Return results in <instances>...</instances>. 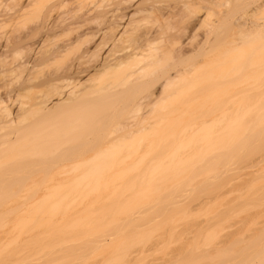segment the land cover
Instances as JSON below:
<instances>
[{"label":"bare ground","instance_id":"bare-ground-1","mask_svg":"<svg viewBox=\"0 0 264 264\" xmlns=\"http://www.w3.org/2000/svg\"><path fill=\"white\" fill-rule=\"evenodd\" d=\"M14 1H15V6L17 7V9L15 8V10H14V8L12 7V8L9 9L10 11H8V12H1V4H0V191H5L7 193H9V192H15V193H11V195L12 194H14V195L16 194L17 195V193H16L17 191H19V192L21 191L23 193V191L24 192L26 190L27 191H29V190L31 191V189L32 190H34V189H40V190L44 191L43 192L44 195L43 194L42 195L43 196H46V197H47V194H49V193L51 194V192L54 193L55 191H57L58 194H59V191H61V192L62 191H66V193H67V191L68 192L69 191L72 192L73 190H75L74 192H77V190H79L80 188L83 190L82 187H89V190H92V188L94 190V188L97 187L98 184H100L101 177H102L104 171H109V170L114 169L116 172H119V171L122 170V168L126 167L124 164H125V162L127 163V160H126L127 157H131L132 158L133 155L135 157H137L135 154H137V155H141L142 153H143L142 155L147 154V153H144L143 150H142V152L140 151L141 149H143L141 147L143 145L142 142L139 141L140 144H139V142H133V141H135L134 138H136L138 135L140 136V134H141V136L142 135L143 136H145V135L147 136L148 133L147 134H144V133L145 132H148V131L150 132V130L151 131H154V132L156 130L155 133H150V136L152 134L153 135L154 134L155 135L161 134V133H158V131H159V129H162V128L165 127L164 126L165 124L163 125L164 122H166V123L170 122V125L172 124L171 125V127H172L173 126V123L176 122V121H178V118H180V115H182L181 116V118H182L183 117V113H186V110L188 112L189 109H191L192 107H195V105H198L197 104L198 101L200 102L199 105H198V108H199V106H202V105H200L202 102L198 98H200V99H203L204 98L203 100H205V101L202 104L205 105L204 103L206 102V100L209 99V97H207V96H210V94L213 93L214 91L217 92L218 91L217 90L218 88L220 90L223 89V87H222L223 85L225 87V84L224 83L223 84L221 83L222 85H220L219 87H218V84L217 83H215V84L212 85V83L210 84V82H211V80H210L209 84L207 82V84H208L207 86H209V85H211L212 87L214 86V89H212V91L210 92V90H211L212 87L209 86L207 88L205 86L207 88L205 90H207V91H204V92L202 91L203 93L201 91H199V93L197 95L200 96V97L197 98V95L195 96L198 99V100L195 99V100H197L196 103L194 102L195 100L190 101V100H192L195 97L189 99L188 96H187L188 97L187 98L186 95H184L182 93L183 94L182 95L183 98H182V102L181 101L180 102L183 103V104H181V106H182L181 107L179 105L180 102L178 100L179 99V97H178L179 95L178 94L180 92H182L183 89L184 90L186 89L185 85H187V83H185V81H187L188 78H192L190 80V83H191V81H193V83H194V79L197 80V78H200L201 76H203L202 73H205L209 69V68L207 69L205 66L208 67V65L211 64V67L212 66L214 67L212 69L214 71V69H216L215 66L217 65L218 61H221V59L222 60L224 59L223 61H225V63L226 62L228 63V65L226 63V65L228 67H229V65L231 66V62H233V63L237 62L239 64L238 65L236 64V66H238V67H241L242 66L243 67V65H244L243 63H245V65H246V62L245 61L251 62V64H249V65H254L255 66L256 65V60L258 58L256 59V58L250 57V59H247L245 57V56H247L249 58V55L252 56L251 54H249V51H248L249 50V45H251V44L252 45L250 47V50L252 49L251 52H253L252 54H254L253 57L257 56V54H258V56L261 54L259 59H261V56L264 59V57H263V55H264V47L262 45V43L264 42V15L263 16L260 15V14L263 13V12L262 13H260V12L261 11H264V2L263 3L261 2L262 5H263L262 6L260 3L258 4V0H216V1H214L215 3L212 2V5L214 4L213 5L214 8H212V5L210 3V1H212V0H116L110 6L109 5L106 6V7L105 6L104 7L102 6L101 8H103V9H101L99 6L95 8L93 6L90 7V6H87L86 5L87 9H86L85 6H80V7H82V8L84 7V8L83 9L82 8L75 9L71 13H69L67 11V9L70 6H72L74 3L78 2V0H52V2H51V0H14ZM223 6L227 9V10L224 9L225 12H224V10L221 11ZM215 7L219 8V12H218V9L215 8ZM229 8H230V11H229ZM212 9H213V11H212ZM215 9H216V11H214ZM231 11L234 12L235 14H236V12L238 13V12L242 11L240 13H243V14L241 15L239 13L238 14L239 16L237 15L238 17L235 15L236 18H233V17L227 15ZM212 12H218V14L216 15V17H217L216 19L217 20H215V22L213 21L214 23L212 21H211L212 23L210 22V18H212V15L213 14H216V13H213L211 15ZM209 14H210L211 17L209 16ZM145 16H150V17L153 16L155 18V21L153 19L151 21H153L154 24L151 21L148 24L149 18H148V20L146 22V20H144L145 19ZM175 16L180 17V19L181 18L182 19L181 20L179 19V21H178V18L176 19ZM227 17H229V18L231 17L233 19V21L232 22L229 21V20H231V18L229 19ZM173 18H174V20L176 19L177 22H175L176 20L174 21ZM213 19H215V18H213ZM234 19H236V20H234ZM27 20L28 21L30 20V22L32 23V25L28 29H26V27L24 26L25 25L24 22L27 21ZM93 22H95V25L97 23L98 26H95L94 27V23ZM229 22H231V23H229ZM150 23L152 25H150ZM92 25H93V27H91ZM26 26H27V24H26ZM4 27H8L9 29H7L5 31H1L2 29H4ZM200 30H202V35H203L202 37H203L204 40L202 42H197L196 39H197L198 35L201 33ZM203 30L206 31V33H204ZM68 34L69 35L70 34L71 35L74 34L75 37L72 38L73 40H71V41L68 40L69 42L68 41L67 42H62L61 41V38L62 37H65V36H68ZM200 35L198 37L199 39H200ZM254 42H255V44H254ZM256 42H261V44L258 43V45L259 44L261 45V46L259 45L261 47V48L259 47L260 48L259 52H263V53H260L259 54V53L256 52L257 49H258V47H257L258 45L255 48L253 47V44H254V46L257 44ZM88 43L90 45L93 44V46L91 45L92 47L90 46V48H88L89 47L88 46L89 45ZM83 44H84V46H85V44H88L87 47L85 46L86 48H84L85 51H83L79 56H77L76 59H73L72 57H70V54H72V52H74L75 47H77L78 45H80V46H78V48L81 47V46L83 47ZM245 46H248V48H246ZM261 49H262V51H261ZM243 51H245V52H243ZM23 52H26V54H24ZM241 52H243L244 54L241 53ZM247 53H248V55H247ZM22 54H24L26 56L24 57V56H22ZM243 55H245V56H243ZM20 56H22V57H20ZM244 57L247 60H245ZM70 58H72L73 61ZM251 59H253V60H251ZM68 60L71 61V62L68 63L69 62ZM249 60H251V61H249ZM64 61L66 62V65L65 66L60 65L62 67L59 66V68L56 67V69L50 70L51 66H55V64L58 65L59 63L60 64H64ZM214 62H216V64ZM259 62L261 63V61H259ZM220 63H221L220 65L223 66L224 63L223 62H220ZM263 63H264V61L262 62V67L260 66L261 69L264 67V64ZM220 65L218 64L216 66L218 69L220 68V71H221L222 68H224V69L226 68L225 65L222 68L221 67H218ZM249 65L248 66L246 65L245 68L244 67L242 68L243 74H242V71H240L241 68L238 69L237 67H233V69L236 68V69H234L236 71V73H240L241 72V75L240 74H237L238 76L236 75V76H234V78L236 80L237 79L238 80L240 79L239 80V82H240L242 79L243 80L245 79V77H246V75L248 73L247 71L251 70L249 72L252 73V69H255V68L256 69L257 68L260 69L259 67H257L258 66V63H257V66L254 67V68H253V66H249ZM232 66H234V65H232ZM249 67H251V68L249 69ZM48 68H49V70H48ZM204 68H206V71L204 70ZM201 69H203V70H201ZM227 69L229 70L230 68H227ZM234 70H231V71H234ZM257 70H256V72H257ZM201 71H203V72H201ZM208 71H209V73L212 72L211 69H209ZM207 72L205 74H208ZM218 72L215 71L216 74ZM221 72H219V73L221 74ZM234 72H232L233 75H234ZM253 72H255V71L253 70ZM215 73L213 72L212 74H215ZM262 73L263 72H261V74ZM200 74H202V75H200ZM226 74L227 75H225L223 73V75H224L223 78H225L224 79L225 81L222 78L223 75H221V79H222L223 82H226V87H228L229 84L230 85L233 84V83L228 82V81L229 80L231 81L234 78L232 77V74L231 73H226ZM230 74H231V76H230ZM242 75H244L245 77H243ZM252 75L253 74H249L248 76H251V78H252ZM208 77H209V75L207 76V78ZM215 77H217V76H215ZM238 77H240V78H238ZM259 77L261 79L262 76H259ZM94 78H97V79L100 78L101 80H100V82L99 81L98 82H93L94 81ZM105 78L106 79L107 78H109V79L112 78L113 81H110V82L108 81L106 83V81H105L106 79ZM202 78H204V76ZM102 79H103V81L105 83H102L103 82ZM116 79H117V81L119 80L118 83H115V82H117ZM221 79H218V81L219 80L221 81ZM226 79H227V81H226ZM263 79H264V76H263ZM263 79H262V81H263ZM91 80H93V81H91ZM238 80H237V82L234 83V85L236 83L238 85ZM88 81H90V82L87 83ZM220 81H219V83H220ZM234 81L235 80H233V82ZM197 82H199V81H195V83H197ZM214 82H217V81L214 80ZM258 82H257L258 87H256L257 86L256 84L254 85L257 90H258V88L261 87V85H259ZM193 83H192L191 86H193ZM242 84L243 85H241V86L247 85V83L246 84L242 83ZM249 84H250V82H249ZM262 84H264V82ZM180 85L182 87L181 89H180ZM182 85L185 88H183ZM197 85H198V83H197ZM204 85H206L205 82H203V85L200 84V87L198 85V89L199 88L201 89L202 88L201 86L204 87ZM230 85H229V89H230ZM194 86H195V84H194ZM231 86H233V85H231ZM241 86H238V87L240 88ZM249 86L251 87V85H249ZM262 87H264V85H262ZM262 87H261L260 90H258L259 91L258 92L257 90H255L254 87H251L253 89V90H251L248 87V85H247L246 87H244L245 88L244 94H243L244 88H242L243 90L241 91L242 92L241 94L238 93V94L241 95V97H240V95L233 93L234 90L235 91H237V90L236 89H233V87H232V89H230V90L233 91V92H230V91L229 92L232 93V95L234 94L232 96V97L235 96L234 99L232 97H229L230 99L229 98L228 99L226 98L224 100L225 102H223V103L221 102V100L224 99V96H227L228 95V92L225 93L226 95L223 94V93H221V94L224 95L222 97V99H220V98L217 99L220 95L217 96V97L214 96V98L216 97L215 98L216 101L217 100L218 101L220 100L219 101V104L221 103L220 105L216 106L218 104V101L216 103L215 102V99H214L213 101L215 102L214 104H216L215 105L216 107H213L214 105L212 104V107L213 108L211 109V106H209L210 107V110H209V109H206V107L208 106V104L206 102L207 106L205 105L206 106L205 109L206 110H209V111L207 113H205L203 111V109H204L203 107L204 106L203 107H200V109L203 108L201 110L203 111V113H205V115L202 113L203 115L201 117H197L198 115L200 116V114H198L197 116H196V114H194L195 112L197 113V111L199 113L201 111L196 106V109L197 110L193 113V115L197 117L196 118L197 120H195V118H194V116H192V114L190 115V117H193L194 118L192 120L193 121L192 123L193 124L195 123L194 126L195 125L196 126L194 127L192 125V123H190V121H187L186 124L184 122L185 125L184 124L183 125L186 128L187 123H189L188 126L191 124L190 126H193L194 128H196V130L199 127H201L200 128L201 130L198 129L196 132H198L199 130L202 131L203 126H206L205 128H203V130L206 129L207 128V125L210 124V121H213L214 119H215V123L213 124V126L215 124H217L218 121H221L220 119H222V118L224 119L226 117H229L228 115L233 116L230 113L232 110H233V113L235 112L234 116L236 115L237 116L236 118L238 120L237 119L235 120L232 117L231 118L232 120L230 119V122L233 121V119H234L235 123H237L236 121L240 122L239 121L240 118H241L240 111L242 110L241 107L244 106V105H242L240 107V105L242 104V101H244V99L241 101L240 98H242V96L244 95L243 98H245L246 103L251 100L252 103L254 102L256 104V100H258L260 102H258L257 105H260V104H262L261 103L262 100H260L258 97L255 96L256 97V98L254 97L255 98V101H252V100H253V96L256 95V94L259 95V97L262 96V95H264V91H262ZM247 88H248V91L249 92L246 90ZM198 89L197 90L196 89L195 90L193 89V90L194 91H198ZM188 90H190V89L187 88L186 91H188ZM193 90H191V91H193ZM254 90H255V92H258V93H255ZM263 90H264V88H263ZM177 91H178V93H176ZM251 91H253L254 93L252 92L253 94H251ZM193 92H190V93L192 94ZM205 92H210V93H208V94L205 95ZM175 93L177 95H174ZM218 93H220V91ZM247 93H249V94L252 95V99L249 100V98L251 96L247 97L248 96ZM140 94H141V97H139ZM191 94H189V95H191ZM213 94H211V96ZM26 95H32L31 98H30V100L29 101H22L20 98L23 97V96H26ZM194 95H195V92H194ZM236 95H238L240 98H238V96H236ZM170 96L172 98H173V96L174 97L176 96V97H178V99H175L176 97L173 98L172 100L173 101L175 100L173 102L171 100V97ZM184 96L187 98V102H189V101L191 102V103L189 102L186 105H192V107L184 105L186 103V101L183 102V99H186V98H184ZM205 96H206V98H205ZM228 96H231V94L228 95ZM167 97L170 99V101H169L170 102L169 103L170 105H172L171 102H173V104H174V103H176V101H178L179 103L176 106L177 107L179 106L182 109L177 108L175 106V107H172V108L170 107V109H168L166 111V109H165L166 107H165V103L164 102L166 100L167 101L169 100ZM236 97L238 99H236ZM246 98H247V100H246ZM261 98H263V100H264V96H262ZM188 99H189V101H188ZM210 100L211 99H209L208 102L211 103L212 100L211 101ZM237 100H240V103ZM192 102H193L194 106H193ZM237 102L239 103V105H237L238 104ZM251 102L249 103L250 105H251ZM160 104H161V106H160ZM169 104H168V107H169ZM234 104H235V106L237 108H238V106L241 108V110H240V108H238V110H240L238 112V113H240L239 114L240 116L238 114H236V112L238 110H235V108L233 107ZM255 104L254 105H251V106H255ZM162 105H164V107ZM247 105H248V103L245 104V107H247ZM262 105L261 106L264 107V104H262ZM183 106H185V107H183ZM159 107H162V108H159ZM187 107H190V108H188V109L185 110V108H187ZM245 107H243V110L246 112V114H243L244 111L243 112L241 111L242 114H243L242 115L243 118L241 120L242 121L241 123L246 122L245 124H247V121L249 123V120L252 119L253 116L256 117V114L254 113L256 111V109H255V107H252V108H254L255 111L252 110V109H250L249 112H247L246 110L248 109V107H247L246 110L244 109ZM256 107L258 108V106H256ZM175 108H177V109H175ZM232 108H234V109H232ZM249 108H251V107L249 106ZM157 109L160 110L159 111L160 113H158L157 115H153V113H156L157 112ZM179 109L182 110V111L183 110H185V111L182 112ZM259 109H257V112L256 113H259V111H260V113H264V111L262 112V110H264V108L262 110L261 109L259 110ZM192 110L194 111L195 108L191 109L190 110V113L192 112ZM251 110L254 111L253 113L255 115L253 114V116H251L252 118H250L248 120L245 116H247V113H248V115H250L249 113L252 112ZM218 111H219V113H218ZM162 112H164V113H162ZM216 112L220 115L221 118L219 116H217V118H216V114H217ZM178 113H180L179 114V117L176 118V116H178ZM223 113L224 114L225 113H230V114H227V116L224 117L223 116L224 115ZM185 115H186V118L188 120V117L187 116H189V114L187 115V113H186ZM213 116H214V119L212 118V120H210V117H213ZM263 116L261 114V117H263ZM218 117H219V119H218ZM247 117H249V116H247ZM255 117H254V119H255ZM258 117L260 118V115L258 116V114H257V117L256 118L258 119ZM174 118L176 120H174L173 123H171L172 122L171 120L174 119ZM245 118H246L247 121L246 120L244 121ZM182 119L184 120V117ZM182 119H180L181 122H182ZM189 119H191V118H189ZM216 119H218V120H216ZM227 119H226V121H227ZM254 119H252V120H254ZM257 119L254 120V123H252V121L250 122L253 125V127L251 125V127H249V128H251L252 130L255 128V126H258V127L261 126V128L264 127V125L262 123L264 120L261 121V124L262 125L261 124L258 125L260 122L257 123L258 122ZM260 120H262V118H260ZM227 122H229V121H227ZM227 122L224 121V122H219V123H221V124L226 123L227 124ZM233 122H231V123H233ZM108 123L111 124V125L113 124L114 126H116V128L113 126L115 129H111L112 127L110 128L111 130H114V131H112V132H114V135L112 137L110 135H108L109 133L107 135H105V136L102 135L103 133L102 134L100 133L102 130H104V127H103V129H101L102 128L101 127L102 124H105L106 125ZM231 123H229L227 125L230 126ZM235 123H233L234 126H232L233 124L230 126L231 127L230 130H227L226 129V128H229V127H225V129L223 128L224 131L222 130V132L224 134L223 133H221V134H223V136H228L229 133L227 132L228 134L225 135V132L226 131H232L233 132L234 129L232 127H234L236 131L239 130V129L245 128V127H243V125L241 123L240 124H235ZM181 124H179V125H181ZM245 124H244V126H245ZM183 125H182V127H184ZM211 125L212 124H210L209 126L212 127ZM235 125H238V126L239 125H242V126H239V127L236 128ZM107 126H109V125H107ZM171 127H169V128H171ZM180 127L181 126H179V128ZM210 127L208 129H206V131H203L204 134H202L203 132L201 133L202 136H204V135L206 136V137H204L205 140H206V142L204 143V145L207 144V143L209 144V142H207L208 137H210L208 135L211 134V131H209V130H212L213 131V129L212 128L210 129ZM216 127H217V125H215V128ZM97 128H100V129L97 130ZM165 128H167V127H165ZM177 128H176V130L178 131L179 128L178 129ZM191 129H192V127H191ZM247 129H248V127L246 126V129L245 130H247ZM105 130L103 132H105ZM255 130L257 131V128ZM261 130H259L258 132H263L264 129H261ZM169 131H172V130H169ZM169 131H167V132H169ZM185 131H188V128ZM214 131H215V129H214ZM214 131H213V133H215V132L217 133V131H219V128L215 132ZM112 132H110V133L113 134ZM173 132H175V130ZM173 132H171V133H173ZM192 132H195V131H192ZM192 132H190V133H192ZM220 132H221V130H220ZM220 132H219V134L218 133L217 134H214V137L216 138L218 135H220ZM241 132H240V134H241ZM243 132H244V130H243ZM190 133H189V137H186V139L187 138H192L193 135L191 134V137H190ZM176 134H177V132H176ZM176 134H175V136H176L177 139L174 138L175 136H173V139H176V142H178V139L181 137V135L183 133H181V135L178 133V136ZM196 134H194L195 136H193V137L196 138ZM199 134H198V136H199ZM247 134L249 136L252 135V134L250 135V133L248 131L246 133V135L244 134L243 137L244 138H245V136L247 137ZM262 134L263 133H261V134L259 133V135H257L258 137H256V133H255L256 141H257V138H259V136H263ZM162 135H163V132H162V134L160 136H162ZM167 135H169V134H167ZM179 135H180V137H179ZM107 136H110L111 138L110 137L105 138ZM171 136L172 135H170L169 137H171ZM220 136H222V135H220ZM147 137H149V136H147ZM214 137H211L208 140L214 139ZM236 137L234 136V138H236ZM142 138L143 137H140L139 139L141 140ZM151 138L152 137H150V139H147L146 138V144H145V142H143L144 143V146H146L145 149L146 150L149 149L147 151L144 149L145 152H148V151L151 150L150 149V147L152 148L151 141L153 139H155V141H156V138H154V136H153V139H151ZM157 138H158L157 139V142H158L159 137H157ZM200 138H201V140L200 139L199 140L201 142L199 141V143H202L203 144V139L204 138H202V137H200ZM239 138H237V140ZM252 138H254V137H252ZM52 139H53V142L51 141ZM162 139H164V138H161L160 141H162ZM165 139H166V137H165ZM165 139H164V141H165ZM169 139L171 141V138H169ZM250 139H249V141H250ZM259 139H262L261 141H263V138L262 137L259 138ZM57 140L58 141L60 140V142H62L58 146L55 145V142H57V144H59ZM68 140H69V142H68ZM131 140H133V141L132 142H129ZM148 140H149L148 143H151V144H149L151 146H148L147 145V141ZM182 140H183V138H182ZM192 140H195V139L192 138L191 141ZM231 140H232V137H231ZM246 140H247V138H246ZM136 141H138V139H136ZM143 141H144V138H143ZM191 141H189V142H191ZM223 141H224V139H223ZM234 141L236 143V140H234ZM234 141H232V142H234ZM242 141H244V139ZM157 142H154L153 145L155 143H157ZM169 142L167 141L166 143L169 145L170 144ZM179 142H178V145H179ZM258 142H260V141H258ZM51 143H53V144H51ZM68 143H70L72 145L70 147H68ZM193 143L197 144L196 141L195 142L192 141V144ZM261 143L259 145H262L264 142L262 144ZM49 144H51L52 147L54 145V148L56 150L54 148H50L49 147ZM162 144L160 143L161 147L158 146L159 148H161V150H159V151H162V148H163L162 147ZM167 144L165 145V148H166ZM172 144H174V143L172 142ZM172 144L169 147V152L171 151V153H172V150H174L177 147V145H176L175 148L172 147L173 146ZM175 144H174V146H175ZM192 144L190 146H192ZM220 144H218V146ZM65 145L67 146L66 148H64ZM187 145H188V143H187ZM198 145H201V144H198ZM230 145H232V144L230 143ZM235 145H238L239 146L240 145V142H237ZM235 145H232V147L235 148ZM147 146L149 148H147ZM196 147L197 146H194V148H196ZM192 148L193 147H191V150H193ZM206 148L207 147H205V149ZM228 148H229V146H228ZM257 148H258V146H257ZM261 148H260L259 151L262 150ZM152 149L155 150V148H152ZM198 149H200L199 146H198ZM205 149H203V150H205ZM247 149L248 148H246L245 151ZM255 149H256V147H255ZM263 149H264V147H263ZM125 150H127V153H125L126 152ZM157 150H158V148H157ZM184 150H186V149H184ZM182 151H183V149H182ZM119 152L120 153L122 152V155H125L126 154L125 155L126 157L123 156V158L120 159V160H118V158L115 159L116 158L115 155H119L118 154ZM191 152L194 153V151H191ZM239 152H241V151H239ZM123 153H125V154H123ZM166 153L168 154V152H165L164 154H166ZM210 153H213V152H210ZM256 153H257V151H256ZM261 153H263V152H261ZM167 154L165 155V157L168 156ZM186 154H187V152H186ZM151 155L152 154H150L149 156H151ZM161 155L152 156L154 159L153 158H151V159L152 160H155L156 157L159 159V156L162 159L163 154H161ZM177 155L179 157L180 153L179 154L177 153ZM222 155H224V154H222ZM141 156H139V157H141ZM110 158H111L112 161H109ZM137 159H139V158L137 157ZM147 159H148V157H147ZM171 159H173V158H171ZM171 159H170V161H171ZM213 159L214 158H212V160ZM262 159H264V157H262ZM9 160H12V161L9 162ZM133 160H134V158H133ZM152 160L150 162H153ZM247 161H248V159H247ZM157 162L155 164H158ZM257 162H258V160H257ZM128 163L131 165V161L129 159H128ZM144 163L145 162H143V164ZM146 163L144 164L145 166L147 165ZM227 163H229V162H227ZM155 164L153 163V165L152 164L151 165L154 166ZM206 164H208V163H206ZM259 164H261V163H259ZM122 165H124V167H121V169H120V166H122ZM165 165H166V163H165ZM201 165H203V164H201ZM254 165H256V164H254ZM213 166L215 167V165H213ZM189 167H191V166H189ZM181 168H183V167H181ZM203 168L205 169V167H203ZM155 169H156V167H155ZM248 169H249V167H248ZM214 170H216V169L214 168ZM149 171L150 170H148V172ZM150 173H148V174H150ZM179 173L181 174V172H179ZM200 174H202V173H200ZM200 174H199V176H200ZM254 174H256V172ZM111 175H113V174L111 173ZM135 175H136V172H135L134 176L133 175H131V176L135 177ZM140 175L142 176L141 172H140ZM106 176H107V174H106ZM133 177L131 179H133ZM217 177H218V175H217ZM199 178L200 177H198V179ZM213 178H216V177H213ZM119 179H118V181H119ZM145 179H147V177H145ZM229 179H227V180H229ZM234 179L237 181L236 177ZM240 179H241V177H240ZM227 180H225L226 183H222V184L223 185L225 184V186H228V185H226L228 183ZM251 180H253V179H251ZM126 181H127V183H125V185H128V182H130V181L129 180H126ZM138 182H141V181H138ZM199 182H200V180H199ZM231 182H232V180H231ZM130 184H132V183H130ZM222 184H221V187L223 186ZM113 185H115V187H116L117 184H113ZM233 186H234V184H233ZM138 187L139 186H137V184H136V189ZM238 187L240 188V186H238ZM235 188H236V186H235ZM103 189H100L101 192L99 190H97V191H99L98 193L99 194H101V193L102 194H105V193H103L104 192ZM121 189H123V188L121 187ZM144 189H145V186H144ZM171 189H173V188H171ZM89 190H87V192ZM102 190H103V192H102ZM107 190H109V188ZM139 191H140V189H139ZM87 192L86 193H83V194L86 195ZM106 192H108V191H106ZM135 192H136V190L134 191V193ZM149 192L151 193V191H149ZM33 193H32V195L35 196V192H33ZM63 193H64L63 195L66 194L65 192H63ZM95 193H97V192L95 191ZM95 193H92V194L94 195ZM120 193L117 192V194H119V196H120ZM141 193H142V190H141ZM37 194H38V192H37ZM50 194L48 195L49 198H50ZM78 194L76 196H78ZM92 194H91V196H93ZM99 194H97V196H99ZM102 194H101V196H102ZM107 194H109V193H106V195ZM111 194H112V192H111ZM219 194H221V193H219ZM53 195H52V197H53ZM196 195H197V193H196ZM60 196H62V194ZM82 196H84V195H82ZM128 196L125 195V198L127 197L126 199H128L129 198ZM151 196H152V194H151ZM217 196H218V194H217ZM23 197H25V196H23ZM28 197H30V195ZM48 197H47V199H48ZM218 197H220V196H218ZM33 198L34 197L32 196V199ZM60 198L61 197H59L58 199H55V203L57 201H59ZM20 199H21V197H18V200L19 201H17V202L20 203ZM35 199H34V201H35ZM47 199H46V201H47ZM75 199H76V197H75ZM78 199L79 198H77L76 200L78 201ZM85 199L87 201V198L86 197H85ZM85 199H83V200H85ZM104 199H105V197H104ZM104 199H102V201ZM155 199L158 200L157 198H154V200ZM258 199H260V198H258ZM15 200H17V199H15ZM30 200H31V197H30ZM76 200H74V201H76ZM91 200H93V199H91ZM174 200H175V197H174ZM201 200H202V197H201ZM243 200H245V199H243ZM69 201H70V199H69ZM216 201H217V199H216ZM240 201H242V200H240ZM39 202H40L39 204L41 205L42 204L41 200ZM80 202H82V201H80ZM177 202H179V201H177ZM177 202H175V201L172 200V202L169 204L170 206L168 205L167 207L164 208V210L161 209V213L162 212H164V213L167 212V215H168L172 210L176 209L177 207L179 209V206L180 205H176V204H178ZM208 202H205V203H208ZM244 202H246V201H244ZM19 203H18V205L14 203L16 205V206H14V204H13L14 207L13 206L10 207V205L8 207H5V208L2 207L4 211L0 215L1 216H4V214H5V217H7V218H11V217H9V214H11L10 216H12V215L14 216L15 215L16 216L15 217L16 218V221L19 220L22 217L24 218L25 216L22 215L23 214L22 211L27 210L26 209V208H28V207H26V204L27 203L24 205L25 207L23 205H21V204H23L22 202H21V204H19ZM31 203H29L28 205H30ZM84 203H85V201H84ZM99 203H101V202H99ZM102 203H104V202H102ZM113 203H116V202L113 200ZM125 203H126V201H125ZM246 203H249V202H246ZM260 203L263 204L262 202H260ZM48 204H53V203H48ZM64 204H66V201H65ZM80 204H79V206H80ZM92 204L93 203H91V205ZM118 204H119V202H118ZM179 204H180V202H179ZM35 205H38V203L35 204ZM40 205H38V206H40ZM72 205H74V204H72ZM91 205L89 203V206L88 207H91ZM119 205H121V203ZM200 205H201V203H200ZM256 205H257V203H256ZM76 206H75V208H76ZM204 206H206V205H204ZM246 206H247V204H246ZM250 206H253V205H250ZM35 207H37V206H35ZM47 207L50 208L51 205H48L45 208L47 209ZM53 207H55V206H53ZM82 207H84V206H82ZM29 208H31V207H29ZM29 208H28V211H29ZM45 208H43V210L41 211V214L43 212L46 213L45 212L46 211ZM57 208H58V206H57ZM227 208H229V207H227ZM241 208H243V207H241ZM246 208H248V206ZM69 209H71V208H69ZM98 209L99 208H97V211H96V208H94L93 210H95L96 212H98L100 210V209L99 210ZM113 209H114V207L112 208V210ZM117 209H118V207H117ZM124 209H126V208H124ZM30 210H32V209H30ZM51 210H50V212H48V214H50L52 212ZM58 210H59V208H58ZM61 210H63V209H61ZM61 210H60V212H62ZM67 210H66V212H67ZM73 210H75V209H73ZM77 210H79V208ZM82 210H84V208ZM82 210H81V212H82ZM87 210H86V212H84L85 210L83 212L86 214L87 213ZM116 210L115 211L113 210V212H116ZM120 210L123 211L122 208H120ZM33 211H36V209L33 210ZM69 211H71L70 213H72V210H69ZM101 211H102V209H101ZM168 211H170V212L168 213ZM231 211L232 210L230 208V211H228V212L230 213ZM234 211H235V209H234ZM58 212L59 211H57L56 213L54 212V213L56 215L57 214H60ZM66 212H64V213L66 214ZM73 212H76L77 213V211H73ZM113 212L111 213V216H109L110 213H108V216L106 215L108 217L107 218V220H108L107 222H109V218L112 220V217H115L116 216V213H117V215L118 214L120 215V213L117 211L116 213H114L115 214V216H114ZM125 212H127V210L126 211L124 210L123 211V214H125ZM136 212H138V211H136ZM144 212H146V211H143V214H144ZM20 213H22V214H20ZM68 213L69 212H67V215H68ZM84 213H82L80 215H82V217H83V214ZM93 213H94V211H93ZM93 213H92V215H93ZM102 213H104V214H102ZM102 213H101L102 216L105 215V211L104 212L102 211ZM129 213H131V212L129 211ZM229 213L227 214V212H226L227 215H229ZM7 214H8V216H7ZM101 214L98 215V216L100 217ZM123 214H121L120 216H122ZM171 214H174V213L171 212ZM20 215H22V217ZM24 215H26L25 214V211H24ZM38 215L40 216V214H38ZM47 215L46 216L43 215V217L45 216V218H46V217H48ZM80 215L78 216L79 220H80V217H81ZM126 215L129 216L128 214H126ZM126 215H125V217H127ZM133 215L135 216L134 213H133ZM17 216H18V218L19 217L20 218L17 219ZM51 216H54L52 218H55V215L52 214ZM75 216H77V215H75ZM75 216H72V217H75ZM86 216H87V214H86ZM123 216L120 219H118V221H119L118 223L119 224L122 221L121 219L123 218ZM159 216H164V214L163 215L158 214L156 216L149 217V218L147 217V219H145L141 223H139L137 220H135L136 218L133 219V216H132V219L131 220L128 219V218H130V216H129L128 218H126V220L127 219L129 220V221L127 220L128 221L127 223L126 222L124 223V221H122L123 223L121 222V224H123L122 228H120L121 226H118V228L120 229L119 230V234H121L119 236L121 237L122 234L124 235V233H125L126 230H128V231L130 230L132 233L135 232L132 235L133 236L132 239H135L133 241L136 242L137 241L136 239H138L140 236H137V238H135V236L144 233V230L147 229V228L146 229H142V228H145L144 226H147L148 229H150V228L154 227L152 225H154L155 223L157 224V222H155V221H157L158 218L159 219L164 218V217L161 218ZM165 216H166V214H165ZM72 217H70V219ZM99 217L96 218V219L98 220ZM75 218L77 219V217H75ZM91 218H92V216H91ZM247 218H248V216H247ZM50 219L47 220V221H49V223H50ZM56 219H57V221L61 220V219L58 220V218H56ZM70 219L67 220V216H66V220L67 221H70L71 223L70 222L69 223L72 226L73 220H75V221H77V220L76 219H72V221H71ZM12 220H13V218H12ZM66 220H65V223L67 222ZM83 220H84V218H83ZM114 220H116V219H114ZM114 220H113V222H114ZM166 220H168V219H166ZM210 221L212 222V219H210ZM93 222L96 223V220L93 221ZM65 223H63V224L64 225H68L69 224L68 222L66 224ZM215 223H216V221L214 222V224L213 223L212 224L215 226ZM77 224L79 225L80 222L78 221ZM112 224H111V226L113 228L116 224L115 225H114V223H112ZM212 224H210V225H212ZM85 225H86V223H85ZM208 225H209V223H208ZM213 225H212V227H214ZM242 225H244V224H242ZM52 226H53V224H52ZM55 226H56L55 227L56 229L59 228V227H57V224ZM63 226L60 225V228L62 227L61 230L64 228ZM69 226L70 225H68V227ZM111 226H110V228H111ZM165 226H166V224H165ZM165 226H164V228H168V227H165ZM179 226L182 227V225H179ZM179 226H178V229H180ZM188 226L190 227V225H188ZM196 226H198V225H196ZM98 227H99V225H98ZM98 227L96 226L97 229H98ZM250 227H252V226H250ZM262 227H264V226H261V228ZM60 228L58 229L59 233H58V231L56 229H54L55 231H53L52 234H57L58 233L59 234V235L57 234L58 236H61L60 234H62V236H63V235H66L68 233V232H66V234H64L63 232H61ZM89 228L91 230V227H89ZM89 228L87 229L88 231H89ZM112 228H111V230H112ZM114 228L117 229V225ZM162 228L163 227H160L159 228V231L161 229L162 232H163V234L160 233V232H158V231H156V232H158V233H160V234H162L164 236V232L166 230L164 228L163 229ZM183 228L184 227H182V230H183ZM64 229H66V228H64ZM70 229L71 230L74 229V226H73V228L72 227L69 228V230ZM79 229L81 230V227ZM79 229H77V230H79ZM93 229H95V227H93ZM172 229H173V227H172ZM199 229L202 230L201 228H199ZM237 229H239V228L237 227ZM243 229H244V227H243ZM246 229L248 230V228H245V230ZM67 230H68V228H67ZM139 230H141V231L143 230V231L141 232ZM150 230H152V229H150ZM260 230H263V229H260ZM82 231H83V229H82ZM98 231H99V229H98ZM136 231L139 234H137ZM154 231L152 230V231H150V233H153ZM177 231H174V232H177ZM183 231H181V232H183ZM189 231L191 232V230H189ZM197 231H199L198 228H197ZM197 231H195V232H197ZM235 231H236V229H235ZM246 231H245V233H247ZM249 231H251V228H250ZM249 231H248V233H249ZM49 232H51V231H49ZM49 232H43V233H45V234L47 233L48 234ZM171 232H173V231L171 230ZM184 232L186 234V230ZM184 232H183V234H184ZM8 233H6V234H8ZM145 233L147 234V232H145ZM150 233L148 231V234H150ZM189 233H187V235H189ZM1 234L2 233L0 232V243L4 240L1 237ZM4 234L5 233H3L2 235H4ZM41 234H38V235L42 236ZM102 234L103 233H101L100 235H102ZM160 234H159V236H160ZM244 234H242V235H244ZM113 235H114V233H113ZM128 235H127V232H126V236L127 237H125V238L128 239L130 237L128 240L126 239L127 241L131 240V237H132V236H129L128 237ZM153 235H154V238H155V234H153ZM172 235H176V234H173L172 233ZM177 235L179 236V234H177ZM192 235H194V234L192 233ZM195 235H197V234H195ZM242 235H240V236H242ZM97 236H98V234H97ZM97 236H94V238H96ZM142 236L143 235H141V237ZM245 236H246V234H245ZM48 237H50V236H48ZM122 237H121V240L123 239ZM174 237L173 236L170 237L171 238V241H172V239ZM188 237H191V236H187V238ZM231 237H233V236H231ZM31 238H33V237L31 236ZM34 238H35V236H34ZM37 238H39L38 240H40V241L43 240V242H44L45 237H43L44 239H40V237L37 236ZM148 238H150L149 235H148ZM166 238H167V236H166ZM179 238H181V237H179ZM237 238H239V237H237ZM263 238H264V236H263ZM30 239H28V241L25 240V243H27V242H29V243L27 244V246L24 243L25 249L23 247V251L24 250L26 251L28 248H30V247H28V245L32 243V242L30 243ZM33 239H31V241ZM98 239H99V237H98ZM98 239H96V240L95 239H91V240H94L92 243L89 242V244H91V245H88L87 244L88 242L86 240L87 243L86 244L85 243L82 244V246L84 245L83 249H85L87 247L86 249L88 251L89 246H91V249H97L98 250L101 247H107L108 245L110 246V244H112L114 242V240H115L112 237L105 238V239H101L100 238L99 240ZM144 239L146 240V238H144ZM157 239H164V238H157ZM254 239L255 238H253V241H254ZM182 240H184V237H183ZM34 241H35V239H34ZM40 241H38V242H40ZM148 241H149V239H148ZM161 241L163 242V240H161ZM173 241H175V240H173ZM120 242H122V241H120ZM129 242H131V241H129ZM132 242H131V244H132ZM135 242H133V243H135ZM152 242L150 241V243H152ZM158 242H160V241H157V243ZM189 242L190 241H188V243ZM33 243L31 244L32 246H33ZM163 243H165V242H163ZM167 243H165V244H167ZM191 243H192V241H191ZM158 244H160V243H158ZM184 244L186 245V243H184ZM189 244L186 245V246H189ZM31 245H29V246H31ZM117 245H118V241H117ZM126 245H128V244H126ZM191 245L192 244H190V247H191ZM128 246H130V245H128ZM128 246L126 247L127 249H128ZM185 247H183V248H185ZM74 248L75 247H73V249ZM142 249H143V247H142ZM148 249H149V244H148ZM19 250H21V249L20 248L17 249V253H18ZM69 250H70V248H69ZM69 250H68V252H69L68 254H70V251ZM76 250L79 251V249H76ZM80 250H81V247H80ZM180 250H184V249H180ZM30 251H31V248H30ZM30 251H28V252H30ZM71 251H73V250H71ZM83 251H85V250H83ZM89 251H91V250H89ZM129 251H128V253H131ZM124 252L127 253L126 250ZM17 253H16V255H17ZM19 253H21V251ZM128 253L126 255H129ZM151 253H154V252H151ZM188 253L186 254L187 256L190 255ZM11 254L14 255V250L12 251ZM21 254L23 255L24 253H21ZM62 254L64 255V253H62ZM104 254H105V252H104ZM172 254H174V253H172ZM172 254H170L171 257L173 256ZM13 255L12 256L10 255V256L13 257ZM130 255H132V254H130ZM138 255L140 256V254H138ZM138 255H137V257H138ZM146 255H148V254H146ZM179 255H180V253H179ZM186 255H185V257H187ZM70 256L71 255L68 256V260L73 257V256H71V257ZM75 256L77 257V254ZM84 256H85V253H84ZM84 256H83V258H84ZM151 256L152 255L149 254L148 257L150 258ZM190 256H189V258H190ZM14 257H15V255H14ZM65 257L67 258V256H65ZM76 257H74V258H76ZM148 257H146V256H145V258L143 257L144 261H145V259H148ZM183 257L184 256H182V258ZM55 258H57V257H55ZM59 258H58V260L61 261V259H59ZM62 258L64 259V257H62ZM83 258H82V260H83ZM168 258H170V256ZM173 258H171V259H173ZM177 258H175V259H177ZM8 259L9 258H7V261H8ZM106 260H108V259H106ZM153 260H155V259H153ZM181 260L182 259L180 257V260L179 261H181ZM7 261L4 259L2 261L3 263L0 261V264L11 263V261L10 262H7ZM48 261H47V263H48ZM197 261L198 262L195 261L196 263L194 261L193 262L195 264H198L200 261L198 259H197ZM4 262H7V263H4ZM152 262L154 263V261H152ZM166 262H168L167 259H166ZM243 262H244V260L240 264H242ZM52 263H53V261H52ZM58 263H55V264H58ZM63 263L65 264L64 261L62 262V264ZM159 263L157 262V264H159ZM179 263H181V262H179ZM66 264H68V263L66 262ZM80 264H81V261H80ZM148 264H150V263H148ZM190 264H193V263H190Z\"/></svg>","mask_w":264,"mask_h":264},{"label":"rangeland","instance_id":"rangeland-1","mask_svg":"<svg viewBox=\"0 0 264 264\" xmlns=\"http://www.w3.org/2000/svg\"><path fill=\"white\" fill-rule=\"evenodd\" d=\"M116 0H78V2H76V3H74L72 6H70L68 9H67V11L69 12V13H71L72 11H74L75 9H78V8H82V7H80V6H85L86 7V5L87 6H90V7H106V6H110V5H112L114 2H115ZM214 1H216V0H212V1H210V3H211V5H212V2H214ZM51 2H52V0H51ZM54 2V1H53ZM264 2V0H258V4L260 3L261 5H262V3ZM215 3V2H214ZM0 4H1V12H8V11H10L9 9L10 8H14V10H15V8L17 9V7L15 6V1L14 0H0ZM210 5V6H211ZM214 5V4H213ZM212 5V8H214V6ZM263 6V5H262ZM224 7V6H223ZM222 7V10L221 11H223L224 9L225 10H227L225 7L223 8ZM261 7V6H260ZM84 8V7H83ZM82 8V9H83ZM99 8V9H100ZM215 8H217V7H215ZM228 8V7H227ZM86 9H87V7H86ZM101 9H103V8H101ZM218 9V12H219V8H217ZM225 10H224V12H225ZM212 11H213V9H212ZM214 11H216V9L214 10ZM229 11H230V8H229ZM218 12H212L211 13V15L213 14V13H216V14H213L212 15V18H210L211 16H210V14H209V18H210V22L212 21H214L215 22V20H217L216 18V15L218 14ZM240 12H242V11H240ZM240 12H236V14L234 13V12H229V14H227L228 16H231V17H233V18H236V16L240 13ZM263 12V13H262ZM232 13V14H231ZM260 13H262V14H260L261 16H263L264 15V11H261ZM179 14V13H178ZM182 14V13H181ZM241 15L243 14V13H240ZM180 15V14H179ZM202 15V14H201ZM236 15V16H235ZM181 16V15H180ZM239 16V15H238ZM237 16V17H238ZM93 17V16H92ZM147 17V18H146ZM152 17V18H151ZM145 16V19L144 20H146V22H147V20H148V18H149V20H148V24H149V22L153 19L154 21H155V18L153 17V16ZM176 17V19L178 18V21H179V19H180V17H177V16H175ZM182 17V16H181ZM230 17V18H231ZM260 17V16H259ZM213 18H215V19H213ZM227 18H229V17H227ZM229 18V19H230ZM175 19V20H176ZM182 19V18H181ZM180 19V20H181ZM212 19V20H211ZM238 19V18H237ZM173 20H174V18H173ZM174 20V21H175ZM234 20H236V19H234ZM172 21V20H171ZM173 21V22H174ZM209 21V20H208ZM229 21H233V19L231 18V20H229ZM145 22V21H144ZM145 22V23H146ZM153 24H154V22L153 21H151ZM175 22H177V20L175 21ZM174 22V23H175ZM211 22V23H212ZM213 22V23H214ZM231 22H229V23H231ZM25 23V27H26V29H28V28H30V26L32 25V23L30 22V20L28 21H25L24 22ZM94 23V27L95 26H98L97 25V23H96V25H95V22H93ZM92 23V24H93ZM26 24H27V26H26ZM147 24V23H146ZM150 25H152L151 23H150ZM149 26V25H148ZM91 27H93V25L91 26ZM7 29H9L8 27H4V29H2L1 31H5V30H7ZM205 29V28H204ZM208 29V28H207ZM206 29V30H207ZM204 31V30H203ZM200 39L198 38L199 37V35H198V37H197V39L199 40H197L196 39V41L197 42H202L204 39H203V35H202V30H200ZM204 33H206V31H204ZM205 35V34H204ZM65 36V35H64ZM71 36V37H70ZM75 37V35L74 34H68V36H65V37H62L61 38V41L62 42H67L68 40L69 41H71V40H73L72 38H74ZM202 37V38H201ZM68 41V42H69ZM195 41V42H196ZM257 44L254 46V44H255V42H254V44H253V47L255 48L257 45H258V43H260L261 44V42H256ZM89 44V43H88ZM88 44H85V46L87 47V45ZM204 44V43H203ZM259 44V45H260ZM81 45V44H80ZM80 45H78V46H80ZM92 46H93V44H91ZM90 44L88 45L89 47L88 48H90V46H91ZM252 45V44H251ZM251 45H249V54H251L252 56H250L249 55V58L247 57V56H245V55H243V56H245L247 59H250V57H252V58H258L257 60H256V65L254 66V65H249V64H251V62H248V61H245L246 62V65L248 66H253V68L254 67H256L257 66V63H258V66L257 67H259L260 69H252V73H250L249 71H251V70H249V71H247L249 74H253L252 75V78H251V76H248L249 74L247 73V75H246V77L244 76V75H242L243 77H245V81L243 80H241L240 82H239V80H238V85H237V83L234 85V83L235 82H237V80L234 78V76H236L237 74H240L241 75V72L240 73H236V71L234 70V69H236V68H234L233 69V67H237L238 69H240L241 68V70L240 71H242V68L244 67L245 68V63H243L244 65H243V67L241 66V67H238V66H236V64L238 65L239 63H237V62H235V63H233V62H231V66L229 65V67L227 66L228 65V63H227V65H226V63H225V61H223L222 59H221V61H218V63H217V65L219 64H221L220 62H223L224 64H223V66L222 65H220V66H218V67H224V65L226 66V68L224 69V68H222L221 69V71H220V68L218 69L216 66H215V68L216 69H214V71L212 70L214 67L212 66L211 67V64L210 65H208V67L207 66H205L207 69L209 68V69H211V73H209V69L206 71V68H204V70L208 73V74H205V73H202L203 74V76H204V78H202L203 76H201L200 78H197V80L196 79H194V83H193V81H191V83H190V80L192 79V78H188V82L187 81H185V83H187V85H185V87H186V89L184 90H182V92H180L178 95V97H179V99H178V97H174L173 96V98H175V99H178L179 100V102L181 101L182 102V98H183V94L184 95H186V97L188 96L189 97V99L190 98H193V97H195L198 93H199V91H207V90H205V89H207L209 86H211V85H209V86H207L208 84H209V82H210V80H211V82H210V84L212 83V85L213 84H215V83H217L218 84V87L220 86V85H222L223 83L225 84V87H224V85L222 86L223 87V89H217L216 91L217 92H213V93H211V94H213L212 96H211V94H210V96H207V97H209V99H211L210 101H211V103L210 102H208L209 101V99L208 100H206V102H207V104H208V106H207V104H206V102L204 103L205 105H203L202 103L205 101V100H203V99H200V98H198V97H200V96H198L197 95V98L202 102L200 105H202V106H199V108H198V105H199V101H198V105H195V107H192V105H186V104H188L190 101H193V100H195V99H197L196 97L195 98H193L192 100H190L189 101V99H188V101L189 102H187V98L184 96V98H186V99H183V102L184 101H186V103L184 104V105H186V106H190V107H192L191 109H193V108H195V110L193 111L192 110V112L190 113V110L191 109H189L188 110V112H187V110L186 109H188V108H190V107H187V108H185V110H186V113H187V115L189 114V116H187L188 117V120H187V118H186V113H183V117H184V120L181 118V116L182 115H180V118H178L179 117V114L180 113H178V116H176V118H178V121L180 122H178V121H176V122H174L173 123V121L174 120H176L175 118L174 119H172L171 121V123H173V126L171 127V125H170V122H168V123H166V122H164L163 123V125L165 126V127H167V128H162V129H159V131H158V133H161L162 134V132H163V137L162 136H160L161 134H157V135H151L150 136V133H155L156 132V130H155V132L154 131H151L150 130V132L148 131V132H145L144 134H147V136H149V137H147L146 135L145 136H141V134H140V136L138 135L136 138H134L135 139V141H133V140H131V141H129V142H139V141H141L142 142V148L143 149H141L140 151L142 152V150H143V152L144 153H147V154H145V155H137V154H135L139 159H137V157H135L134 155L132 156V158L131 157H127L130 161H131V165L128 163V159L126 158V160H127V163L125 162V166L127 167H124V165H122V166H120V169H121V167H124V168H122V170L121 171H119V172H116L114 169H112V170H109V171H104V173H103V175H102V177H101V182H100V184H98V186L97 187H95L94 188V190H93V188H92V190H89V187H82L83 188V190L80 188L79 190H77V192H74L75 190H73L72 192L71 191H67V193H66V191H59V194L57 193V191H55L54 193H52L51 192V194H50V198L48 197V195L49 194H47V197H48V199H47V197L46 196H43L44 195V191H42V190H40V189H34V190H32L31 189V191L29 190V191H23V193L20 191H17L16 193H17V195L15 194H12L11 195V193H15V192H9V193H7V192H5V191H0V214L4 211L3 210V208H5V207H8L9 205H10V207H12L13 206V204L15 203V204H17L18 205V203L19 202H17V201H19L18 200V197H21V199H20V203L19 204H21V202L23 203V204H21V205H25L26 203V207H31V208H29V211H28V208H26L27 210H24L25 211V214L27 215H24V211H22V213H20V214H22L23 216H25L24 218L22 217V215H20L22 218H18V216H17V219H19V220H17L16 221V216L14 215H12V216H10L11 214H9V217H11V218H7V217H5V214H4V216H1L0 215V232L3 234V233H5L4 235H2L1 234V237L4 239L0 244V261L2 262L4 259L7 261V258H9L8 259V261L7 262H10L11 261V263H7V262H4V263H7V264H48L49 262V264H55V263H58V264H62V262L64 261L65 262V264H66V262L68 263V264H80V261H81V264L83 263V264H138L140 261V263L139 264H148V263H152V264H157V262L159 263V264H190V263H193V264H195L196 262H198L197 261V259L200 261L199 263L200 264H240L243 260H244V264H264V238H263V236H264V227H262L261 228V226H264V159H262V157H264V149H263V147H264V130H263V132H258L259 130H261V129H264V127L263 128H261V126H255V128L252 130L251 128H249V127H251V121H252V123H254V120H256L257 118V114H258V116L260 115V118H262V120H260V118L258 117V122L257 123H259L258 125H260L261 124V121H263L264 120V113H260V111H259V113H256L257 112V109H263L264 107H262L263 105L262 104H264V100H263V98H261L262 96H264V95H262V96H260L259 97V95H254L253 96V100L252 101H255V98L256 97H258L260 100H262L261 101V103L262 104H260V105H257V103L258 102H260V101H258V100H256V104L253 102H251V100L250 99H252V95L251 94H253L254 92H255V90H257L256 89V87H258V84H257V82L259 83V85H261V87H262V85H264V84H262L263 82H264V79H263V76H264V67L261 69V67H262V62L264 61V59L262 58V56H261V59H259L260 58V53H263V52H259V50H260V46L258 45L257 47H258V49H257V53H259L260 55L258 56V54H257V56H255V57H253L254 56V54H252L253 52H251V50H250V47H251ZM262 45H263V47H264V42L262 43ZM78 46L77 47H75V49H74V52H72V54H70V57H72L73 59H76V57L77 56H79L83 51H85V49L84 48H86L85 46H84V44H83V47L81 46V47H79L78 48ZM91 46V47H92ZM244 47V46H243ZM246 48H248V46H245ZM260 47V48H259ZM245 48V49H246ZM77 49V50H76ZM255 50V49H254ZM246 51V50H245ZM245 51H243V52H245ZM261 51H262V49H261ZM80 52V53H79ZM243 52H241V53H243ZM251 52V53H250ZM24 54H26V52H23ZM24 54H22V56H26V55H24ZM244 54V53H243ZM72 55V56H71ZM241 55V54H240ZM247 55H248V53H247ZM22 56H20V57H22ZM75 57V58H74ZM245 57H244V59H245ZM263 57H264V55H263ZM72 58H70L72 61H73V59ZM247 59H245V60H247ZM263 59V60H262ZM251 60H253V59H251ZM251 60H249V61H251ZM69 61V60H68ZM67 61V62H68ZM259 61H261V63L259 62ZM71 61H69L68 63H70ZM59 63V62H58ZM215 64H216V62H214ZM233 63V64H232ZM214 64V65H215ZM230 64V63H229ZM264 64V63H263ZM60 65H63V66H65L66 65V62L64 61V64H55V66H51V68H50V70H54V69H56V67L57 68H59V66ZM213 65V64H212ZM232 65H234V66H232ZM261 66V67H260ZM60 67H62V66H60ZM232 67V68H231ZM227 68H230L229 70L227 69ZM248 68V67H247ZM251 67H249V69H250ZM48 70H49V68H48ZM201 70H203V69H201ZM231 70H234V71H231ZM248 70V69H247ZM253 70L256 72V70H257V72L255 73V72H253ZM261 70V71H260ZM215 71L216 72H221V74L218 72L217 74L215 73ZM227 71V72H226ZM201 72H203V71H201ZM215 73V74H212V73ZM232 72H234V75L232 74ZM245 72V71H244ZM261 72H263L262 74H261ZM223 73L225 74V75H227L226 73H231L232 74V77L234 78V79H232L231 81L229 80L228 82H231V83H233V84H231V85H233V86H231L230 84V89H232V87H233V89H236L237 91H235L234 90V92L233 91H231L230 89H229V85H228V87H226V82H223L222 81V79H221V75H223ZM236 73V74H235ZM202 74H200V75H202ZM212 74V75H211ZM231 74H230V76H231ZM242 74H243V71H242ZM209 75V77L207 78V76ZM217 76V77H215V76ZM229 75V74H228ZM256 75V76H255ZM214 76V77H213ZM238 76V75H237ZM241 76V77H242ZM248 76V77H247ZM259 76H262L261 77V79H260V77L258 78ZM199 77V76H198ZM213 77V78H212ZM224 77V75L222 76V78ZM250 77V78H249ZM202 78V79H201ZM206 78V79H205ZM238 78H240V77H238ZM257 78V79H256ZM106 79V78H105ZM118 79V78H117ZM117 79H116V81H117ZM209 81H208V80ZM216 80L217 82H214V80ZM218 79H221V81H220V83H219V81H218ZM225 78H223V80H224ZM228 79V78H227ZM227 79H226V81H227ZM262 79H263V81H262ZM86 80V79H85ZM100 78H94V81L93 80H91V81H93V82H100ZM233 80H235L234 82H233ZM249 80V81H248ZM102 81H103V79H102ZM101 81V82H102ZM106 83L109 81H113L112 80V78L111 79H109V78H107L106 80ZM195 81H199V82H197L198 83V85H199V87H200V84L201 85H203V82H205V84L206 85H204V87L203 86H201L202 88L200 89H198V85H197V83H195ZM225 81V80H224ZM90 81H88L87 83H89ZM119 82V80L117 81V82H115V83H118ZM207 82H208V84H207ZM247 83V85H248V87L251 89V90H253L251 87H254L255 88V90H254V92L253 91H251V94H249V93H247V97H249V96H251L250 98H249V102H247L248 103V105L251 107V108H249V106L247 105V107H248V109H247V107H245V104H247L246 103V101H245V98H243V96H242V98H240L241 97V91L243 90L242 88H244V87H246L247 85H244V86H241V85H243L242 83H244V84H246ZM249 82H250V84H249ZM102 83H105L104 81L102 82ZM190 83V84H189ZM192 83H193V86H191L192 85ZM222 83V84H221ZM194 84H195V86H194ZM257 85L256 87L254 86V85ZM184 85V84H183ZM182 85V86H183ZM249 85H251V87L249 86ZM188 86V87H187ZM207 88H206V87ZM217 86V85H216ZM238 86H241L240 88L238 87ZM184 86H183V88H185ZM193 87V88H192ZM212 87V86H211ZM210 87V88H211ZM221 87V88H222ZM236 87V88H235ZM238 87V88H237ZM261 87L260 88H258V90H260L261 89ZM182 87H181V85H180V89H181ZM187 88L188 89H190V90H188V91H186L187 90ZM192 88V89H191ZM217 88V87H216ZM263 88L264 87H262V91H264L263 90ZM179 89V90H180ZM196 89H198V91H194V90ZM204 89V90H203ZM212 89H214V86L211 88V90H210V92L212 91ZM229 89V90H228ZM240 91H239V90ZM178 90V91H179ZM191 90H193L194 92H195V95H194V92L193 91H191ZM226 90V91H225ZM247 91H248V88L246 89ZM257 90V91H258ZM178 91L176 92V93H178ZM185 91V92H184ZM220 91V93H218ZM233 92V93H235V94H238V93H240V94H238V95H240V97L238 96V95H236V96H238V98H240L241 99V101L244 99V101H242V104L240 105V107L242 106V105H244V106H242L241 108H242V110H241V108L238 106V108H240V110L243 112L244 110H243V107H245L244 109L247 111V112H249V110L250 109H252V110H254V108H252V107H255V109H256V111L254 112V111H252V112H250L249 114L250 115H248V113H247V116H249V117H247V116H245L248 120L250 119V118H252L251 116H253V114L255 113L256 114V117L255 116H253V118L252 119H254V117H255V119L254 120H252V119H250L249 120V123H248V121L246 120V118L244 119V121L246 120L247 121V124H245L246 122H243V123H241L242 121V118H243V114H246V112L244 111L243 112V114H242V112L240 111V110H238V108L235 106V104H234V108H235V110H238L237 112H236V114H240L241 115V118H240V122H238V121H236L237 123H235V121H234V119L236 120L237 118V116L235 115L234 116V114H235V112L233 113V110L232 109H234V108H232L230 111V113L233 115V116H231V115H228L229 117H226V118H222V119H220L221 121H218V123L217 124H215V125H217V129L219 128V131H217V133L219 134V132H220V130H221V132H220V135H222V136H220V135H216L217 137L215 138L214 137V134H217L215 131L217 130L216 128H215V125L213 126V124L215 123V119H214V116L213 117H210V120H212V118L214 119L213 121H210V124H212L211 126L212 127H210L209 125L210 124H208L207 125V128L206 129H208L209 127H210V129L212 128L213 129V131H214V129H215V133H213V131L212 130H209V131H211V134L210 135H208V136H210V137H208V139L209 138H211V137H214V139H210V140H208L207 139V142H209V146L207 145V144H205L204 145V143L206 142V140H205V138L204 137H206L205 135L204 136H202L201 135V133L203 132V131H206V129H204L203 130V128H205L206 126H203V128H202V131H200L201 129V127H199L198 129H200L198 132L200 133H198V132H196L197 130H196V128H194L195 126H194V124L192 123L193 121V119L195 118V120H197L196 118L197 117H201L203 114L205 115V113H207L209 110H210V107L209 106H211V109L213 108V107H216V106H218V105H220L219 104V101H218V104L216 105V104H214L215 102L217 103V101H216V97L217 96H219L217 99H222V97L224 96L223 94H225V93H227L228 92V95H230L231 94V96H224V99L223 100H221V102L223 103V102H225L224 100L227 98H229V97H232L233 95H232V93H230V92ZM244 91H245V88H244V90H243V94H244ZM246 91V92H247ZM190 92H193L192 94L190 93ZM202 92V93H203ZM210 92H205V95L206 94H208V93H210ZM249 92V91H248ZM253 92V93H252ZM259 92V91H258ZM258 92H255V93H258ZM174 94V95H177V94ZM183 93V94H182ZM221 93H223V94H221ZM142 94V93H141ZM141 94H140V96L139 97H141ZM189 94H191V95H189ZM246 94V93H245ZM139 95V94H138ZM203 95V94H202ZM201 95V96H202ZM226 95V94H225ZM31 96L32 95H26V96H23V97H21L20 99L22 100V101H29L30 100V98H31ZM143 96V95H142ZM192 96V97H191ZM214 96H216L215 98H214ZM256 96V97H255ZM171 97V96H170ZM203 97V96H202ZM201 97V98H202ZM255 97V98H254ZM168 98V97H167ZM172 97H171V100L173 99ZM181 98V99H180ZM205 98H206V96H205ZM233 99L235 98V96L234 97H232ZM237 97H236V99H238ZM169 99V98H168ZM197 99V100H198ZM215 99V102L213 101ZM230 99V98H229ZM235 99V100H236ZM197 100H195L194 102L196 103V101ZM203 100V101H202ZM232 100V99H231ZM246 100H247V98H246ZM167 101V100H166ZM164 102L165 103V109H166V111L168 110V109H170V107L172 108V107H175L179 102L178 101H176V103H174L173 104V102L175 101H173V102H171V104L172 105H170L169 103V101H170V99L167 101V102ZM237 101H239V103H240V100H237ZM180 102V106H181V104H183V103H181ZM235 102V101H234ZM245 104H244V103ZM251 102V105H254L255 104V106H251L249 103ZM163 103V102H162ZM191 103V102H190ZM238 103V102H237ZM239 103L237 104V105H239ZM168 104H169V107H168ZM192 104H193V102H192ZM210 104V105H209ZM212 104L214 105L213 107H212ZM167 105V106H166ZM216 105V106H215ZM262 105V106H261ZM160 106H161V104H160ZM163 107H164V105H162ZM193 106H194V104H193ZM196 106H197V108L199 109V110H201V109H203V111L205 112V113H203V111L201 112L200 111V113L197 111V113L195 112L197 109H196ZM204 106V107H203ZM256 106H258V108L256 107ZM177 107V106H176ZM182 107V106H181ZM181 107H177V108H180V109H182ZM183 107H185V106H183ZM200 107H203V108H201L200 109ZM205 107H206V109H209V110H206L205 109ZM262 107V108H261ZM159 108H162V107H159ZM177 108H175V109H177ZM133 109V108H132ZM164 109V110H165ZM174 109V108H173ZM179 109V110H180ZM184 109V108H183ZM259 109V110H260ZM163 110V109H162ZM185 110H180V111H182V112H184ZM160 110H158L157 109V112L156 113H153V115H157L158 113H160L159 112ZM165 111V112H166ZM220 111V110H219ZM219 111H218V113H219ZM240 111V113H238ZM264 110H262V112H263ZM195 112V113H194ZM229 112V111H228ZM254 112V113H253ZM162 113H164V112H162ZM193 113L194 114H196V116L198 115V114H200V116L198 115L197 117L196 116H194L193 115ZM203 113V114H202ZM217 113V112H216ZM215 113V114H216ZM216 114V118H217V116H219L220 117V115L219 114ZM221 113V112H220ZM230 113H223L224 115V117L225 116H227V114H230ZM182 114V113H181ZM192 114V116H194V118L193 117H190V115ZM254 114V115H255ZM261 114H262V116L263 117H261ZM162 115V114H161ZM239 115V116H240ZM219 117H218V119H219ZM234 118L233 119V121H231V122H233V123H235V124H242L243 125V127H245V128H242V129H239V130H235V128L234 127H232L234 130H233V132L232 131H226L225 132V135H227L228 133H229V135L228 136H223V132H222V130L224 131V129H225V127H229V128H226L227 130H230L231 129V125L233 124V123H231L230 122V119L231 118ZM186 118V119H185ZM189 118H191V119H189ZM221 118V117H220ZM228 118V119H227ZM180 119H182V122L180 121ZM218 119H216V120H218ZM226 119H227V121H229V122H227L226 121ZM186 120V121H185ZM194 120V121H195ZM232 120V119H231ZM238 120V119H237ZM187 121H190V123H192V125L194 126H188V124L189 123H187V126H186V128H185V124H186V122ZM227 122V124H229V123H231L230 124V126L229 125H227L226 123H224V124H221V123H219V122ZM184 122H185V124H184ZM217 122V121H216ZM182 123V124H181ZM256 123V122H255ZM256 123V124H257ZM263 123V125H264V121L262 122ZM175 124V125H174ZM179 124H181V125H179ZM184 124V125H183ZM219 124V125H218ZM244 124H245V126H244ZM107 125H109V126H107ZM111 124H102V128L101 129H103V127H104V130H105V132H103L104 130H102L100 133L102 134V135H107L108 133V135H110L111 137L114 135V132H112V131H114V130H111V129H115L116 128V126H114L113 124L110 126ZM182 125L184 126V127H182ZM221 125V126H220ZM226 125V126H225ZM242 125H239V126H242ZM262 125V124H261ZM115 128H114V127ZM179 126H181L180 128H179ZM220 126V127H219ZM232 126H234V124L232 125ZM236 126V128L237 127H239L238 125H235ZM246 126L248 127V131H249V133H250V135L251 136H249L248 134H247V137L245 136V138L243 137L244 136V134L246 135V133L248 132L247 130H245L246 129ZM112 127V128H111ZM169 127H171V128H169ZM179 129H178V128ZM191 127H192V129H191ZM214 127V128H213ZM252 127H253V125H252ZM100 128H97V130H99ZM108 128V129H107ZM111 128V129H110ZM176 128L178 129V131L176 130ZM184 128V129H183ZM188 128V131H185L186 129ZM194 128V129H193ZM221 128V129H220ZM224 128V129H223ZM257 128V131L255 130ZM157 129V130H158ZM181 129V130H180ZM112 132L113 134H111L110 132ZM161 130V131H160ZM166 130V131H165ZM169 130H172V131H169ZM175 130V132H173ZM180 130V131H179ZM183 130V131H182ZM242 132H241V131ZM243 130H244V132H243ZM251 130V131H250ZM167 131H169V132H167ZM192 131H195V132H192ZM247 131V132H246ZM256 131V132H255ZM262 131V130H261ZM167 132V133H166ZM171 132H173V133H171ZM176 132H177V134H176ZM190 132H192V133H190ZM228 132V133H227ZM232 132V133H231ZM237 132V133H236ZM239 132V133H238ZM240 132H241V134H240ZM105 133V134H104ZM165 133V134H164ZM178 136V133L181 135V133H185L184 135L182 134L181 135V137H180V135H179V139H178V142H179V145H178V142H176V136H175V134ZM189 133H190V137H191V134L193 135V136H195L194 134H196V138L195 137H193L192 136V138L193 139H195V140H192V141H196V143L197 144H195V143H193L192 144V141H191V139L192 138H187L186 139V137H189ZM194 133V134H193ZM207 133V132H206ZM221 133H223V134H221ZM255 133H256V137H258L257 135H259V133L261 134V133H263L262 135L263 136H259V138H263V141H261L262 139H259V138H257V141H256V137H255ZM258 133V134H257ZM167 134H169V135H167ZM198 134H199V136H198ZM202 134H204V132L202 133ZM213 134V135H212ZM238 134V135H237ZM240 134V135H239ZM159 135V136H158ZM170 135H172L171 137H169ZM212 135V136H211ZM254 135V136H253ZM103 136V137H104ZM110 136H107V137H105V138H108V137H110ZM153 136H154V138H156V141H155V139H153ZM159 137V140H158V142H157V137ZM173 136H175L174 138H176V139H173ZM221 138H220V137ZM234 136L236 137V138H234ZM240 138H239V137ZM249 136V137H248ZM110 137V138H111ZM140 137H143L144 138V141H143V138L140 140L139 138ZM150 137H152L151 139H153L152 141H151V143H152V148H155V150L154 149H152L151 147H150V151H148V152H145V148H146V146H144V143L143 142H145V144H146V138L147 139H150ZM165 137H166V139H165ZM198 137V138H197ZM200 137H202V138H204L203 139V144L202 143H199V141L201 140V138ZM231 137H232V140H231ZM252 137H254V138H252ZM161 138H164L165 139V141H164V139H162V141H160L161 140ZM169 138H171V141H170V139ZM182 138H183V140H182ZM218 138V139H217ZM237 138H239L238 140H237ZM246 138H247V140H246ZM250 139V141H249V139ZM136 139H138V141H136ZM169 139V140H168ZM181 139V140H180ZM186 141H185V140ZM200 139V140H199ZM223 139H224V141H223ZM228 139V140H227ZM244 139V141H242ZM70 140V139H69ZM69 140H68V142H69ZM173 140V141H172ZM188 140V141H187ZM234 140H236V143L237 142H240V145L238 146V145H235L236 143H235V141ZM52 142H53V139L51 140ZM58 141V140H57ZM157 142V143H155L154 145L156 146H154L153 145V143L154 142ZM160 141V142H159ZM164 141V142H163ZM169 142L170 144L168 145L166 142ZM189 141H191V142H189ZM220 141V142H219ZM232 141H234V142H232ZM246 141V142H245ZM258 141H260V142H258ZM149 142V140L147 141V145L148 146H151V145H149V144H151V143H148ZM172 142L175 144V146H174V144H172ZM201 142V141H200ZM213 142V143H212ZM256 142V143H255ZM263 144H262V143ZM58 143L59 144H57V142H55V145H60V143H62V142H60V140L58 141ZM159 143V144H158ZM160 143L162 144V151H159V150H161V148H159L158 146H160L161 147V145H160ZM167 144V146H166V148H165V145ZM187 143H188V145H187ZM211 143V144H210ZM221 143V144H220ZM227 143V144H226ZM230 143L232 144V145H235V148L234 147H232V145H230ZM235 143V144H234ZM262 144V145H259V144ZM51 144H53V143H51ZM51 144H49V147L50 148H54V145H53V147L51 146ZM67 144V143H66ZM70 143H68V147H70L72 144H70ZM139 144H140V142H139ZM157 144V145H156ZM173 145L172 147H176V145H177V147L174 149V150H172V153H171V151L169 152V147H170V145ZM184 144V145H183ZM192 144V146H190ZM198 144H201V145H198ZM218 144H220L219 146H218ZM239 144V143H238ZM63 145V144H62ZM186 145V146H185ZM251 145V146H250ZM64 146V145H63ZM147 146V148H149ZM183 146V147H182ZM194 146H197L196 148H194ZM198 146L200 147V149H198ZM203 146V147H202ZM216 146V147H215ZM228 146H229V148H228ZM237 146V147H236ZM256 147V149H255V147ZM257 146H258V148H257ZM263 146V147H262ZM62 147V146H61ZM60 147V148H61ZM67 146L65 145V147L64 148H66ZM185 147V148H184ZM189 147V148H188ZM191 147H193L192 149L193 150H191ZM205 147H207L206 149H205ZM221 147V148H220ZM251 147V148H250ZM262 147V148H261ZM47 148V147H46ZM57 148V147H56ZM63 148V149H64ZM157 148H158V150H157ZM165 148V149H164ZM188 148V149H187ZM224 148V149H223ZM246 148H248L246 151H245V149ZM250 148V149H249ZM254 148V149H253ZM260 148L262 149L261 151H259L260 150ZM48 149V148H47ZM55 149V148H54ZM145 149V150H144ZM179 149V150H178ZM182 149H183V151H182ZM184 149H186V150H184ZM198 149V150H197ZM203 149H205V150H203ZM45 150V149H44ZM51 150V149H50ZM56 150V149H55ZM147 150H149V149H147ZM146 150V151H147ZM153 150V151H152ZM167 150V151H166ZM178 150V151H177ZM181 150V151H180ZM221 150V151H220ZM241 151V152H239V151ZM52 151V150H51ZM126 152L125 153H127V150H125ZM153 153H152V152ZM168 152V156H166L165 157V155L166 154H164L165 152ZM176 151V152H175ZM187 152V154H186V152ZM190 151V152H189ZM191 151H194V153L193 152H191ZM209 151V152H208ZM256 151H257V153H256ZM157 152V153H156ZM210 152H213V153H210ZM228 152V153H227ZM261 152H263V153H261ZM125 153H123V154H125ZM177 153L179 154L180 153V155H179V157H178V155H177ZM193 155H192V154ZM196 153V154H195ZM119 155H115L116 156V158L115 159H117L118 158V160H120V159H122L123 158V156H125V155H122V152L120 153H118ZM150 154H152L151 156H149ZM154 154V155H153ZM161 154H163V157H162V159H161V157L159 156V159L156 157L155 158V160H152L151 158H153L152 156H156V155H161ZM176 154V155H175ZM183 154V155H182ZM199 154V155H198ZM222 154H224V155H222ZM240 154V155H239ZM247 154V155H246ZM49 155V154H48ZM121 155V156H120ZM192 155V156H191ZM220 155V156H219ZM231 155V156H230ZM242 155V156H241ZM139 156H141V157H139ZM162 156V155H161ZM195 156V157H194ZM205 156V157H204ZM211 156V157H210ZM126 157V156H125ZM147 157H148V159H147ZM150 157V158H149ZM173 158V159H171V158ZM179 159H178V158ZM188 157V158H187ZM207 157V158H206ZM231 157V158H230ZM239 157V158H238ZM248 159V161H247V159ZM133 158H134V160H133ZM164 158V159H163ZM171 159V161H170V159ZM181 158V159H180ZM212 158H214L213 160H212ZM254 158V159H253ZM136 159V160H135ZM150 159V160H149ZM154 159V158H153ZM184 159V160H183ZM205 159V160H204ZM209 159V160H208ZM216 159V160H215ZM221 159V160H220ZM230 159V160H229ZM244 159V160H243ZM250 159V160H249ZM146 160V161H145ZM149 160V161H148ZM153 161V162H150V161ZM161 160V161H160ZM201 160V161H200ZM257 160H258V162L259 163H261V164H259L258 162H257ZM260 160V161H259ZM10 161H12V160H9V162ZM109 161H112L111 160V158L109 159ZM135 161V162H134ZM158 163V164H155L156 162ZM213 161V162H212ZM252 161V162H251ZM143 162H147L146 164V166L143 164ZM164 162V163H163ZM169 162V163H168ZM186 162V163H185ZM227 162H229V163H227ZM249 162V163H248ZM257 162V163H256ZM116 163V162H115ZM149 163V164H148ZM153 163L155 164L154 166H152L153 165ZM163 163V164H162ZM165 163H166V165H165ZM168 163V164H167ZM206 163H208V164H206ZM215 163V164H214ZM152 164V165H151ZM173 164V165H172ZM199 164V165H198ZM201 164H203V165H201ZM211 164V165H210ZM240 164V165H239ZM251 164V165H250ZM254 164H256V165H254ZM134 165V166H133ZM191 166V167H189V166ZM213 165H215V167L213 166ZM238 165V166H237ZM250 165V166H249ZM254 165V166H253ZM161 166V167H160ZM171 166V167H170ZM210 166V167H209ZM241 166V167H240ZM243 166V167H242ZM131 167V168H130ZM147 167V168H146ZM151 167V168H150ZM155 167H156V169H155ZM179 167V168H178ZM181 167H183V168H181ZM203 167H205V169L203 168ZM245 167V168H244ZM248 167H249V169H248ZM137 168V169H136ZM196 168V169H195ZM214 168L216 169V170H214ZM244 170H243V169ZM119 169V170H120ZM144 169V170H143ZM192 169V170H191ZM207 169V170H206ZM225 169V170H224ZM239 169V170H238ZM242 169V170H241ZM261 169V170H260ZM143 172H142V171ZM146 170V171H145ZM148 170H150L149 172H148ZM183 170V171H182ZM237 170V171H236ZM241 170V171H240ZM114 171V172H113ZM127 171V172H126ZM163 171V172H162ZM195 171V172H194ZM219 171V172H218ZM108 172V173H107ZM135 172H136V175H135V177H133L134 176V174H135ZM140 172H141V174H142V176L144 177H142L141 175H140ZM151 172V173H150ZM170 174H169V173ZM179 172H181V174L179 173ZM225 172V173H224ZM253 172V173H252ZM256 172V174H254ZM111 173L113 174V175H111ZM148 173H150V174H148ZM191 173V174H190ZM200 173H202V174H200ZM220 173V174H219ZM241 173V174H240ZM243 173V174H242ZM106 174H107V176H106ZM147 174V175H146ZM186 174V175H185ZM194 174V175H193ZM199 174H200V176H199ZM223 174V175H222ZM239 174V175H238ZM251 174V175H250ZM254 174V175H253ZM111 175V176H110ZM131 175H133V176H131ZM141 177H140V176ZM167 175V176H166ZM174 175V176H173ZM190 175V176H189ZM217 175H218V177H217ZM241 175V176H240ZM249 175V176H248ZM253 175V176H252ZM110 176V177H109ZM130 176V177H129ZM138 176V177H137ZM183 176V177H182ZM187 176V177H186ZM231 178H230V177ZM233 176V177H232ZM241 177V179H240V177ZM124 179H123V178ZM133 177V179H131ZM137 177V178H136ZM145 177H147V179H145ZM198 177H200L199 179H198ZM212 177V178H211ZM213 177H216V178H213ZM236 177V179H237V181L234 179ZM238 177V178H237ZM258 177V178H257ZM110 178V179H109ZM116 180H115V179ZM120 178V179H119ZM129 178V179H128ZM140 178V179H139ZM142 178V179H141ZM171 178V179H170ZM189 180H188V179ZM211 178V179H210ZM226 178V179H225ZM230 178V179H229ZM118 179H119V181H118ZM131 179V180H130ZM205 179V180H204ZM209 179V180H208ZM215 179V180H214ZM227 180V179H229V180H227L228 181V183L226 184V185H228V186H225V184L223 185L222 183H226V181L225 180ZM249 179V180H248ZM251 179H253V180H251ZM256 179V180H255ZM111 180V181H110ZM115 180V181H114ZM124 180V181H123ZM126 180H129L130 182H128V185H125V183H127V181ZM168 180V181H167ZM171 180V181H170ZM199 180H200V182H199ZM231 180H232V182H231ZM235 180V181H234ZM243 180V181H242ZM245 180V181H244ZM118 181V182H117ZM138 181H141V182H138ZM160 181V182H159ZM224 181V182H223ZM251 181V182H250ZM112 182V183H111ZM144 182V183H143ZM147 182V183H146ZM166 182V183H165ZM197 182V183H196ZM236 182V183H235ZM249 184H248V183ZM104 183V184H103ZM130 183H132V184H130ZM139 183V184H138ZM146 183V184H145ZM151 183V184H150ZM194 183V184H193ZM200 183V184H199ZM238 183V184H237ZM113 184H119L118 186L116 185V187H115V185H113ZM122 184V185H121ZM136 184H137V186H139L138 188L140 189V191H139V189L137 188L136 189ZM188 184V185H187ZM199 184V185H198ZM221 184L223 185L222 187H221ZM233 184H234V186H233ZM102 185V186H101ZM104 185V186H103ZM111 185V186H110ZM152 185V186H151ZM155 185V186H154ZM160 185V186H159ZM197 185V186H196ZM211 185V186H210ZM219 185V186H218ZM232 187H231V186ZM109 186V187H108ZM125 186V187H124ZM127 186V187H126ZM144 186H145V189H144ZM193 186V187H192ZM210 186V187H209ZM235 186H236V188H235ZM238 186H240V188L238 187ZM245 186V187H244ZM249 186V187H248ZM99 187V188H98ZM107 187V188H106ZM121 187L124 189H121ZM132 187V188H131ZM170 187V188H169ZM180 187V188H179ZM231 187V188H230ZM247 187V188H246ZM88 188V189H87ZM104 188V189H103ZM109 188V190H107ZM115 188V189H114ZM171 188H173V189H171ZM210 188V189H209ZM231 190H230V189ZM234 188V189H233ZM246 188V189H245ZM91 189V188H90ZM100 189H103L104 190V192H103V190H102V192L103 193H105V194H102V196H101V194H99L98 192L100 191L101 192V190ZM114 189V190H113ZM117 189V190H116ZM218 189V190H217ZM229 189V190H228ZM233 189V190H232ZM244 189V190H243ZM87 190H89L88 192H87ZM97 190H99V191H97ZM113 190V191H112ZM136 190V192L134 193V191ZM141 190H142V193H141ZM171 190V191H170ZM81 191V192H80ZM95 191L97 192V193H95ZM106 191H108V192H106ZM123 191V192H122ZM149 191H151V193L149 192ZM163 191V192H162ZM235 191V192H234ZM27 192V193H26ZM31 192V193H30ZM33 192H35V196L34 195H32V193ZM37 192H38V194H37ZM63 192H65L66 194L65 195H63L64 193ZM71 192V193H70ZM87 192V196L85 195V194H83V193H86ZM111 192H112V194H111ZM117 192L118 193H120V196H119V194H117ZM221 193V194H219V193ZM26 193V194H25ZM79 193V194H78ZM92 193H95L94 195L92 194ZM106 193H109V194H107L106 195ZM164 193V194H163ZM196 193H197V195H196ZM22 194V195H21ZM24 194V195H23ZM34 194V193H33ZM43 194V195H42ZM54 194V195H53ZM58 194V195H57ZM62 194V196H60ZM78 194V196H76ZM91 194L93 195V196H91ZM97 194H99V196H97ZM141 194V195H140ZM151 194H152V196H151ZM162 194V195H161ZM209 194V195H208ZM217 194H218V196H220V197H218L217 196ZM224 194V195H223ZM30 195V197H31V200H30V197H28ZM34 197L33 199H32V196ZM38 195V196H37ZM52 195H53V197H52ZM67 195V196H66ZM70 195V196H69ZM73 195V196H72ZM82 195H84V196H82ZM110 195V196H109ZM125 195H129L128 197V199H126L125 198ZM146 195V196H145ZM214 195V196H213ZM262 195V196H261ZM23 196H25V197H23ZM43 198H42V197ZM57 196V197H56ZM76 197V199L77 198H79L78 199V201L75 199V197ZM96 196V197H95ZM101 196V197H100ZM105 197V199H104V197ZM107 196V197H106ZM117 196V197H116ZM161 196V197H160ZM164 196V197H163ZM166 196V197H165ZM170 196V197H169ZM173 196V197H172ZM208 196V197H207ZM211 196V197H210ZM240 196V197H239ZM242 196V197H241ZM251 196V197H250ZM260 196V197H259ZM16 197V198H15ZM40 197V198H39ZM45 197V198H44ZM55 197V198H54ZM59 197H61L60 199H59V201H57L56 203H55V199H58ZM85 197L87 198V201H86V199H85ZM93 197V198H92ZM95 197V198H94ZM103 197V198H102ZM113 197V198H112ZM120 197V198H119ZM174 197H175V200H174ZM177 197V198H176ZM201 197H202V200H201ZM204 197V198H203ZM222 197V198H221ZM36 198V199H35ZM64 198V199H63ZM72 198V199H71ZM90 198V199H89ZM98 198V199H97ZM109 198V199H108ZM135 198V199H134ZM154 198H157L158 200H154ZM165 198V199H164ZM173 198V199H172ZM180 198V199H179ZM193 198V199H192ZM210 198V199H209ZM212 198V199H211ZM224 198V199H223ZM258 198H260V199H258ZM15 199H17V200H15ZM28 199V200H27ZM34 199H35V201H34ZM46 199H47V201H46ZM69 199H70V201H69ZM76 200V201H74V200ZM83 199H85V200H83ZM91 199H93V200H91ZM97 199V200H96ZM100 199V200H99ZM102 199H104L103 201H102ZM120 199V200H119ZM123 199V200H122ZM126 199V200H125ZM205 199V200H204ZM216 199H217V201H216ZM243 199H245V200H243ZM250 199V200H249ZM255 201H253V200ZM263 201H262V200ZM27 200V201H26ZM41 200V202H42V206L39 204L40 201ZM43 200V201H42ZM52 200V201H51ZM113 200L116 202V203H113ZM117 200V201H116ZM160 200V201H159ZM167 200V201H166ZM172 200L173 201H175V202H177V201H179L180 202V204H179V202H177L178 204H176V205H180L179 206V209H178V207L176 208V209H174V210H172L171 212L172 213H174V214H171V212L170 211H168V215H167V212H162L161 213V209H163L164 210V208L165 207H167L171 202H172ZM193 200V201H192ZM240 200H242V201H240ZM260 200V201H259ZM25 201V202H24ZM32 203H31V202ZM49 201V202H48ZM65 201H66V204H64L65 203ZM74 201V202H73ZM80 201H82V202H80ZM84 201H85V203H84ZM91 201V202H90ZM97 203H96V202ZM125 201H126V203H125ZM184 201V202H183ZM209 201V202H208ZM213 201V202H212ZM244 201H246V202H249V203H246V202H244ZM251 201V202H250ZM60 202V203H59ZM71 204H70V203ZM79 202V203H78ZM99 202H101V203H99ZM102 202H104V203H102ZM112 202V203H111ZM118 202H119V204L121 203V205H119L118 204ZM199 202V203H198ZM205 202H208V203H205ZM212 202V203H211ZM238 202V203H237ZM244 204H243V203ZM260 202H262L263 204H261ZM29 203H31L30 205H28ZM38 203V205H40V206H38V205H35V204H37ZM48 203H53V204H48ZM55 203V204H54ZM63 203V204H62ZM81 203V204H80ZM88 203V204H87ZM89 203H90V205H91V203H93L92 205H91V207H88L89 206ZM150 203V204H149ZM200 203H201V205H200ZM256 203H257V205H256ZM14 204V206H16ZM72 204H74V205H72ZM77 206H76V205ZM79 204H80V206H79ZM123 204V205H122ZM161 204V205H160ZM194 204V205H193ZM240 204V205H239ZM246 204H247V206H248V208H246L247 206H246ZM260 204V205H259ZM6 205V206H5ZM48 205H51V207L49 208V207H47V209L45 208L46 206H48ZM84 206V207H82V206ZM107 205V206H106ZM118 205V206H117ZM140 207H139V206ZM188 205V206H187ZM193 205V206H192ZM204 205H206V206H204ZM208 205V206H207ZM229 205V206H228ZM250 205H253V206H250ZM13 206V207H14ZM35 206H37V207H35ZM53 206H55V207H53ZM57 206H58V208H59V210H58V208H57ZM65 206V207H64ZM73 206V207H72ZM75 206H76V208H75ZM87 206V207H86ZM94 206V207H93ZM104 206V207H103ZM106 206V207H105ZM124 206V207H123ZM127 206V207H126ZM143 206V207H142ZM170 206V205H169ZM229 207V208H227V207ZM243 207V208H241V207ZM260 206V207H259ZM3 207V208H2ZM25 207V206H24ZM34 207V208H33ZM61 207V208H60ZM63 207V208H62ZM88 209H86V208ZM103 207V208H102ZM109 207V208H108ZM114 207V211L117 209V207H118V209L116 210V212L118 211L119 213H120V215L121 214H123V211L125 210H127V212H125V214H123L122 216H123V218L121 219L122 221H124V223L126 222H128L129 220L128 219H132V216H133V219H135V220H137L139 223H141L142 221H144L145 219H147V217L149 218V217H153V216H156V215H158V214H161V215H163L164 214V216H159V217H164V218H162V219H157V221H155V222H157V224L155 223H153L154 225H152V226H154V227H152V228H150V229H152L154 232L153 233H150V231H152V230H150V229H148V227L147 226H144L145 228H142V229H146V230H144V233H142V234H140V235H134L135 236V238H137V236H140L141 237V235H143L141 238L139 237L138 239H136L137 241L135 242V241H133V240H135V239H132L133 238V234L135 233H132L130 230L128 231V230H126L125 231V233H124V235L122 234V240H121V237L119 236V235H121V234H119V228H118V226H121L120 228H122V226H123V224H121V222H120V224L118 223L119 221H118V219H120L122 216H120L119 214L117 215V213L116 212H113V210H112V208ZM200 207V208H199ZM235 209V211H234V209ZM240 207V208H239ZM262 207V208H261ZM2 208V209H1ZM43 208H45V212L46 213H42L41 214V211L43 210ZM56 208V209H55ZM69 208H71V209H69ZM75 209V210H73V209ZM79 208V210H77ZM84 208V210H82ZM94 208H96V211H97V208H99L98 210V212H96L95 210H93ZM108 210H107V209ZM116 208V209H115ZM120 208H122L123 209V211L122 210H120ZM124 208H126V209H124ZM130 208V209H129ZM140 208V209H139ZM227 208V209H226ZM230 208H231V210L235 213H233L232 211L229 213L228 211H230ZM30 209H32V210H30ZM36 209V211H33V210H35ZM52 209V210H51ZM61 209H63V210H61ZM68 209V210H67ZM101 209H102V211L104 212L105 211V215H103L102 216V214H104V213H102V211H101ZM105 209V210H104ZM134 209V210H133ZM142 209V210H141ZM159 209V210H158ZM195 211H194V210ZM229 209V210H228ZM242 209V210H241ZM49 210V211H48ZM50 210L53 212H51L50 214L52 215H55V218H52V217H54V216H51L50 214H48V212H50ZM60 210L63 212H60ZM66 210H67V212H69L68 213V215H67V212H66ZM69 210H72V213H70L71 211H69ZM81 210H82V212H81ZM86 210H87V216H86V214L84 213V212H86ZM92 212H91V211ZM140 210V211H139ZM176 210V211H175ZM193 210V211H192ZM57 211H59L58 213H60V214H55ZM73 211H77V213L76 212H73ZM84 211V212H83ZM93 211H94V213H93ZM111 211V212H110ZM122 213H121V212ZM129 211L131 212V213H129ZM136 211H138V212H136ZM143 211H146V212H144V214H143ZM148 211V212H147ZM151 211V212H150ZM156 211V212H155ZM175 211V212H174ZM183 211V212H182ZM263 211V212H262ZM27 212V213H26ZM31 212V213H30ZM55 212V213H54ZM64 212H66V214L64 213ZM81 212V213H80ZM96 212V213H95ZM107 212V213H106ZM113 212V214L114 213H116V216H115V214H114V216L115 217H112V220L109 218V222H107L108 220H107V216H108V213H110V215L109 216H111V213ZM159 212V213H158ZM226 212H227V214L229 213V215H227L226 214ZM262 212V213H261ZM62 213V214H61ZM82 213H84L83 214V217H82V215H80V214H82ZM92 213H93V215H92ZM102 213V214H101ZM133 213L135 214V216L133 215ZM142 213V214H141ZM176 213V214H175ZM233 213V214H232ZM259 213V214H258ZM33 214V215H32ZM38 214H40V216L38 215ZM48 214V215H47ZM64 214V215H63ZM101 214V216L99 217L98 215H100ZM112 214V215H113ZM126 214H128L129 216H130V218H128L129 216H127ZM147 214V215H146ZM165 214H166V216H165ZM171 214V215H170ZM225 214V215H224ZM232 214V215H231ZM249 214V215H248ZM43 215H47L48 217H46L45 218V216L43 217ZM63 215V216H62ZM75 215H77V216H75ZM81 216L80 217V220H79V218H78V216ZM107 215V216H106ZM125 215L127 216V217H125ZM132 215V216H131ZM142 215V216H141ZM258 215V216H257ZM7 216H8V214H7ZM51 216V217H50ZM57 216V217H56ZM66 216H67V220H69L70 219V217H72V216H75V217H77V219L75 218V217H72L70 220L72 221V219H76L77 221H75V220H73V222H72V226H71V222L70 221H67L66 220ZM69 216V217H68ZM91 216H92V218L94 219H92L91 218ZM173 216V217H172ZM187 216V217H186ZM226 216V217H225ZM247 216H248V218H247ZM62 217V218H61ZM99 217V219L97 220L96 218H98ZM184 217V218H183ZM228 217V218H227ZM246 217V218H245ZM258 217V218H257ZM12 218H13V220H12ZM51 218V219H50ZM56 218H58V220L59 219H63L62 221L61 220H59V221H57V219ZM69 218V219H68ZM82 218V219H81ZM83 218H84V220H83ZM104 218V219H103ZM126 218H128L127 220H126ZM139 218V219H138ZM177 218V219H176ZM245 218V219H244ZM255 218V219H254ZM15 219V220H14ZM50 219V223H49V221H47V220H49ZM55 219V220H54ZM87 221H86V220ZM92 221H91V220ZM114 219H116V220H114ZM166 219H168V220H166ZM172 221H171V220ZM210 219H212V222L210 221ZM229 219V220H228ZM247 219V220H246ZM254 221H253V220ZM55 222H54V221ZM65 220L69 223L68 225H70L69 227H68V225H64L63 223H65ZM83 220V221H82ZM90 220V221H89ZM96 220V223L99 225V227H98V225L95 223V222H93V221H95ZM106 220V221H105ZM113 220H114V222H113ZM126 220V221H125ZM161 220V221H160ZM187 220V221H186ZM64 221V222H63ZM80 222V224L78 225L77 224V222ZM101 221V222H100ZM159 221V222H158ZM216 221V223H215V226L213 225L214 224V222ZM251 221V222H250ZM253 221V222H252ZM53 222V223H52ZM66 222V223H67ZM78 225H76L75 223ZM189 222V223H188ZM201 222V223H200ZM245 222V223H244ZM55 223V224H54ZM65 223V224H66ZM74 223V224H73ZM85 223H86V225H85ZM95 225H94V224ZM112 223H114V225L116 224L117 225V229H115L114 227H116V225L112 228V226H111V224ZM123 223V222H122ZM197 223V224H196ZM206 225H205V224ZM208 223H209V225H208ZM213 223V224H212ZM249 223V224H248ZM52 224H53V226H52ZM57 224V227H59L60 228V225L61 226H63L64 228H66V229H62L61 230V228H60V230H61V232H63L64 234H66V232H68L66 235H63L62 236V234H60L61 236H58L59 234V231H58V229H56L55 227V225ZM165 224H166V226H165ZM194 224V225H193ZM210 224H212L214 227H212V225H210ZM242 224H244V225H242ZM246 224V225H245ZM254 224V225H253ZM51 225V226H50ZM90 225V226H89ZM113 225V224H112ZM179 225H182V227H184L183 228V230L185 231L186 230V234H185V232L182 230V227H180ZM186 225V226H185ZM188 225H190V227L188 226ZM196 225H198V226H196ZM248 225V226H247ZM73 226H74V229H70L69 230V228H73ZM95 227V229H93V227ZM96 226L98 227V229H99V231H98V229L96 228ZM109 226V227H108ZM110 226H111V228H112V230H111V228H110ZM158 226V227H157ZM164 226L165 227H168V228H164ZM178 226H179V228L180 229H178ZM206 226V227H205ZM246 226V227H245ZM250 226H252V227H250ZM50 227V228H49ZM53 227V228H52ZM81 227V230L79 229ZM89 227H91V230H90V228ZM151 227V226H150ZM160 227H163L166 231L164 232V236L162 235L163 234V232H162V230L160 229V231H159V228ZM172 227H173V229H172ZM193 227V228H192ZM237 227L239 228V229H237ZM243 227H244V229H243ZM67 228H68V230H67ZM89 228V231L87 230ZM154 228V229H153ZM162 228V229H163ZM171 228V229H170ZM178 230H176V229ZM197 228H198V230L199 231H197ZM199 228H201L202 230H200ZM245 228H248V230L246 231L245 230ZM250 228H251V231H249L250 230ZM49 229V230H48ZM51 229V230H50ZM54 229H56L57 231H58V235L57 234H52L53 233V231H55ZM77 229H79V230H77ZM82 229H83V231H82ZM110 229V230H109ZM208 229V230H207ZM235 229H236V231H235ZM260 229H263V230H260ZM74 230V231H73ZM87 230V231H86ZM103 230V231H102ZM115 230V231H114ZM171 230L173 231V232H171ZM183 231L184 232V234H183V232H181V231ZM189 230H191V232L189 231ZM193 230V231H192ZM206 230V231H205ZM244 230V231H243ZM5 231V232H4ZM49 231H51V232H49ZM65 231V232H64ZM73 231V232H72ZM82 231V232H81ZM101 231V232H100ZM105 231V232H104ZM138 231V230H137ZM136 231V232H137ZM139 231H141V230H139ZM143 231V230H142ZM141 231V232H142ZM148 231H149V233L151 234H148ZM156 231H158V232H160V233H162V234H160V233H158V232H156ZM171 233H170V232ZM174 231H177V232H174ZM191 233H189V232ZM195 231H197V232H195ZM241 231V232H240ZM243 231V232H242ZM245 231L247 232V233H245ZM248 231H249V233H248ZM9 232V233H8ZM43 232H49L47 235L45 234V233H43ZM60 232V233H61ZM98 234V236H97V234ZM109 232V233H108ZM118 232V233H117ZM126 232H127V235H128V237L129 236H132L131 237V240H129V241H133V242H135V243H133L132 242V244H131V242H129V241H127L128 239L127 238H125V237H127L126 236ZM131 234H130V233ZM145 232H147V234L150 236V238H148V235L145 233ZM180 232V233H179ZM195 232V233H194ZM201 232V233H200ZM239 232V233H238ZM6 233H8V234H6ZM42 233V234H41ZM55 233V232H54ZM101 233H103L102 235H100ZM113 233H114V235H113ZM157 233V234H156ZM172 233L173 234H176V235H172ZM187 233H189V235H187ZM192 233L194 234V235H192ZM232 233V234H231ZM235 233V234H234ZM246 234V236H245V234ZM256 233V234H255ZM262 235H260V234ZM38 234H41L43 237H45V239L42 237V236H40V235H38ZM52 234V235H51ZM137 234H139L138 232H137ZM153 234H155V238H154V235ZM159 234H160V236H159ZM177 234H179V236L177 235ZM195 234H197V235H195ZM231 234V235H230ZM234 234V235H233ZM242 234H244V235H242ZM255 234V235H254ZM6 235V236H5ZM8 235V236H7ZM55 235V236H54ZM91 235V236H90ZM100 235V236H99ZM105 235V236H104ZM107 235V236H106ZM113 235V236H112ZM146 235V236H145ZM240 235H242V236H240ZM257 235V236H256ZM31 236L34 238V236H35V241H34V239L33 238H31ZM37 236H39L40 237V239H44V242H43V240L42 241H40V240H38L39 238H37ZM48 236H50V237H48ZM94 236H97L96 238H94ZM102 236V237H101ZM152 236V237H151ZM158 236V237H157ZM166 236H167V238H166ZM171 236H175L173 239H172V241L173 240H175V241H171V238L170 237ZM184 237V240H182L183 239V237ZM187 236H191V237H188L187 238ZM231 236H233V237H231ZM239 237V238H237V237ZM259 236V237H258ZM33 239L32 241H31V239ZM98 237H99V239L101 238V239H105V238H110V237H112L113 239H115L114 240V242L112 243V244H110V246L108 245L107 247H101V248H99L98 250L97 249H91V246H89V249H88V251H87V247L85 248V249H83V247H84V245L82 246V244H86L87 242V244L88 245H91V244H89V242L90 243H92L94 240H91V239H98ZM179 237H181V238H178ZM235 237V238H234ZM252 239H250V238ZM90 238V239H89ZM120 240H119V239ZM144 238H146V240L144 239ZM153 238V239H152ZM157 238H164V239H157ZM166 238V239H165ZM176 238V239H175ZM192 238V239H191ZM233 240H232V239ZM237 238V239H236ZM248 238V239H247ZM253 238H255L254 239V241H253ZM262 238V239H261ZM28 239H30V243L32 242H34L33 243V246L31 245V244H29V245H31V246H29L28 245V247H30L31 248V251H30V248H28L26 251L24 250L23 251V247H24V249H25V245H24V243H25V240H27L28 241ZM90 241H89V240ZM98 239V240H99ZM127 239V240H126ZM141 239V240H140ZM148 239H149V241H148ZM152 239V240H151ZM242 241H241V240ZM247 239V240H246ZM260 239V240H259ZM85 240V241H84ZM86 240H87V242H86ZM160 241V242H158V243H160V244H158L157 243V241ZM161 240H163V242H165V243H167V244H165V243H163ZM166 240V241H165ZM169 240V241H168ZM177 240V241H176ZM180 242H179V241ZM249 240V241H248ZM7 241V242H6ZM26 241V242H27ZM38 241H40V242H38ZM111 241V240H110ZM117 241H118V245H117ZM120 241H122V242H120ZM128 243H127V242ZM150 241L152 242V243H150ZM188 241H190L189 243L190 244H192L191 245V247H190V244L188 243ZM191 241H192V243H191ZM232 241V242H231ZM253 241V242H252ZM108 242V241H107ZM106 242V243H107ZM224 242V243H223ZM5 245H3V244ZM29 242H27V243H25L26 244V246H27V244H28ZM154 243V244H153ZM163 243V244H162ZM184 243H186V245H188L189 244V246H186ZM226 243V244H225ZM126 244H128V245H130V246H128V245H126ZM148 244H149V249H148ZM151 244V245H150ZM183 244V245H182ZM24 245V246H23ZM87 245V246H88ZM157 245V246H156ZM164 247H163V246ZM3 246V247H2ZM21 246V247H20ZM77 246V247H76ZM128 246V249L126 248ZM145 246V247H144ZM160 246V247H159ZM185 247V248H183V247ZM224 248H223V247ZM233 246V247H232ZM246 246V247H245ZM73 247H75L74 249L76 250V249H79V251L78 250H74L73 249ZM80 247H81V250H80ZM112 247V248H111ZM118 247V248H117ZM120 247V248H119ZM142 247H143V249H142ZM155 247V248H154ZM221 247V248H220ZM21 249V250H19L18 251V253L21 251V253H24L23 255L21 254V253H17V249ZM69 248H70V250H69ZM72 248V249H71ZM105 248V249H104ZM126 248V249H125ZM161 248V249H160ZM190 248V249H189ZM146 249V250H145ZM148 249V250H147ZM151 249V250H150ZM158 249V250H157ZM180 249H184V250H180ZM188 249V250H187ZM14 250V255H15V257H14V255L13 254H11L12 253V251ZM65 250V251H64ZM68 250L70 251V254H68L69 252H68ZM71 250H73V251H71ZM83 250H85V251H83ZM89 250H91V251H89ZM96 250V251H95ZM105 250V251H104ZM127 251V253H128V251L129 252H131V253H128L129 255H126L127 253L126 252H124V251ZM143 250V251H142ZM157 250V251H156ZM180 250V251H179ZM189 252H187V251ZM246 250V251H245ZM28 251H30V252H28ZM94 251V252H93ZM110 251V252H109ZM114 253H113V252ZM146 253H145V252ZM218 251V252H217ZM244 251V252H243ZM66 252V253H65ZM92 252V253H91ZM99 252V253H98ZM102 252V253H101ZM104 252H105V254H104ZM117 252V253H116ZM140 252V253H139ZM151 252H154V253H151ZM16 253H17V255H16ZM62 253H64V255L62 254ZM80 253V254H79ZM84 253H85V256H84ZM95 253V254H94ZM113 253V254H112ZM126 253V254H125ZM145 253V254H144ZM172 253H174V254H172ZM179 253H180V255H179ZM190 254L189 256H190V258H189V256H187L186 254ZM77 254V257L75 256ZM122 254V255H121ZM130 254H132V255H130ZM138 254H140V256L138 255ZM144 254V255H143ZM146 254H148V255H146ZM149 254L150 255H152L150 258L148 257L149 256ZM170 254H172L173 256L171 257V255ZM13 255V257H11V256ZM60 255V256H59ZM69 255H71V256H73L72 258H70L69 260H68V256ZM83 255L84 256V258H83V256L81 257V256ZM99 255V256H98ZM105 255V256H104ZM136 255V256H135ZM137 255H138V257H137ZM185 255L187 256V257H185ZM64 257V259L62 258V257ZM65 256H67V258L65 257ZM104 256V257H103ZM114 256V257H113ZM129 256V257H128ZM145 256L146 257H148V259H145V261H144V259H143V257L145 258ZM170 256V258H168ZM182 256H184L183 258H182ZM55 257H57V258H55ZM60 257V258H59ZM74 257H76V258H74ZM80 257V258H79ZM174 257V258H173ZM178 257V258H177ZM180 257H181V261H179L180 260ZM54 258V259H53ZM58 258L59 259H61V261L60 260H58ZM68 260H66V259ZM82 258H83V260H82ZM94 258V259H93ZM108 259V260H106V259ZM116 258V259H115ZM138 258V259H137ZM142 258V259H141ZM164 258V259H163ZM171 258H173V259H171ZM175 258H177V259H175ZM56 259V260H55ZM86 259V260H85ZM104 259V260H103ZM128 259V260H127ZM150 259V260H149ZM152 259V260H151ZM153 259H155V260H153ZM157 259V260H156ZM166 259H167V261L168 262H166ZM179 259V260H178ZM190 259V260H189ZM194 259V260H193ZM49 260V261H48ZM72 260V261H71ZM74 260V261H73ZM96 260V261H95ZM130 260V261H129ZM139 260V261H138ZM143 260V261H142ZM147 260V261H146ZM161 260V261H160ZM165 260V261H164ZM171 260V261H170ZM176 260V261H175ZM187 260V261H186ZM189 260V261H188ZM47 261H48V263H47ZM52 261H53V263H52ZM70 261V262H69ZM94 261V262H93ZM124 261V262H123ZM126 261V262H125ZM152 261H154V263L152 262ZM170 261V262H169ZM181 262V263H179V262ZM195 263H194V262ZM46 262V263H45ZM85 262V263H84ZM131 262V263H130ZM138 262V263H137ZM175 262V263H174ZM189 262V263H188ZM246 262V263H245ZM3 263V262H2ZM198 263V264H199ZM242 263V264H243ZM64 264V263H63Z\"/></svg>","mask_w":264,"mask_h":264}]
</instances>
